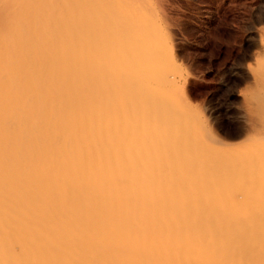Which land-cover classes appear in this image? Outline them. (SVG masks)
<instances>
[{"label":"bare ground","instance_id":"obj_1","mask_svg":"<svg viewBox=\"0 0 264 264\" xmlns=\"http://www.w3.org/2000/svg\"><path fill=\"white\" fill-rule=\"evenodd\" d=\"M10 1L9 0H7V1L6 0L5 1L4 0H0V264H185L184 262H186L187 264H196L198 261L200 263V260H197V259L199 257L201 259L202 254H201V251H200V254L201 255H199V247H198L197 244L200 241L198 242V240H201V241L203 240L201 242L203 244L201 246L202 251L208 249V248H205L204 249V247H205L204 244L206 243V241L209 242V240H207V239L204 242V239H203L204 237L203 236H205V234L207 235V232H206L207 229L205 230V227H203L204 225H201L200 224L202 222V219L204 220V218H201L202 212L204 211V213H205L206 210H208V207H209L208 203H206L205 201H202V205H201V203L198 201L200 203V206H202V210H203L201 212V215H200V211L199 210H198L199 212H197V217L199 215V217L201 218L200 219L198 217L200 219L199 220V224L196 223L197 222L196 220H198V219H196L197 218L196 216L193 217V218H191V219H187V217H186L187 221L185 219L183 220V217H181V216H174V214H171V216L169 217L168 216V213L169 212H167L168 209H170V207H169L170 205L169 204H168V206H166V207H168L167 211L166 212L163 211V213L161 215H158L157 213H159V212L156 213V210H159V207H161L162 205L164 207L165 206L164 204H162L161 206L159 204H157V205H159V207H158V209L155 208V210H154L155 213L157 214V216L155 215V213H152L154 215H149V214L145 215L144 212H143V215H145V216H141V212H139L140 209H141V207L139 208L138 203H137L138 207L137 208H134V206H137L136 203H135V205H133L134 202H135V199L136 198L138 199L136 202H138L139 199H145L146 197L148 198L149 196H151L150 197V199H151L153 194L158 193V191H157L158 189L155 190L156 189L155 187H158L159 185H156V186L154 185V189H153V186L150 185V183L148 184V182H150V181H148L150 175L147 174L148 172L146 170H144L146 172V174H147V177L146 178H148L147 179L148 182L145 180L147 182V184H146V182L143 181V178L141 179V181L143 182V184L145 183V185L140 186V187H142L140 191L139 190L138 191L136 190L138 193L135 191L134 186H132V183H131V185L127 186L128 184H130V183H127L128 181H126V184L127 185L126 186L125 185L123 186L121 184L122 183L121 182V180H122L121 178L123 177V180L124 179L128 180L127 179V176L129 175L128 177L130 178V172L134 168L133 165L134 166H138L139 165L138 164L139 162H136V164H133L134 162H132V163L129 162L128 165L127 164L126 165L127 166H131L130 169L131 168L132 169L131 170L128 169L129 171H127V172H124V171H123V173L120 172L123 169L122 170L120 168L117 169V167H116L117 166V162L119 160V158L117 159V157H116L117 154H115L116 152L119 154V151L117 150L118 149L117 148L118 146L116 145L117 144L116 141H118V139H115L117 137L114 136V139L113 140H110V142L111 141H114L116 143L115 144L113 142L114 146H116V147H112L111 146V145H113L112 143L110 144V142L104 141V140H106L108 138V135L106 137V133L109 134L110 132H108V131H110V129H112L113 127L114 128L116 127V124L114 123V120H116V119L113 118L114 120H112L111 119L112 117H107L109 115L106 116V118H107L106 121L108 120L107 122H110V124H112V123L113 124L110 125L111 127H108L107 126V131H105L106 130V127H104V125L106 126V124H104V122H103L104 118H101V119H103L102 120L103 123L101 122V120H100V123H102L103 127L105 128V130H103V127H99L97 125L99 123V121H98L99 119L95 116L96 115V113H94V112H96L95 110L91 114L93 116V113H94V116L96 117V119H98L97 120L98 123L96 122L95 117L89 116V114H88V113H90L87 110V107L89 106L88 105V102L91 101V100H89V93L92 92V94L90 96L93 99H94V97L97 96L96 93L98 94V97H99V94L100 93H98V90L100 91V89L98 88V86L100 85V83H102V85H103L104 82H106L108 84V82L106 81L107 78L109 79V76L114 75V73L112 74L110 72L111 70L108 72V74L105 72V74H107L109 76L106 78L105 81L100 82V80H99L100 77H101L100 75L103 74V73H101V71H104L105 70L104 67H103L104 64L106 63L105 67H108L107 65L108 64H111L112 63L111 61L117 62L116 61L117 60L116 58L110 57L111 54H113L114 56L118 55L117 53H118L119 49H117L116 47H119V48L122 49L123 46H124V48L125 47L128 48L126 46V44H128V46H129L130 45L129 43L132 42L131 39L132 38L134 39V37H132V35L130 34L131 35V38L130 37L129 38H130L131 41L128 39L129 42L128 43H125V41L123 40L124 41V45L122 44L123 46L122 45L121 46H118L119 44L117 45L116 44L117 42L114 43V40L115 41L117 40V39H115L116 38V36H115L116 34L115 33L114 34L111 33V32H113V30H111V28L109 26L110 35L108 34V31H106V32L108 34V37H111L112 34H113L114 37L112 36L111 38H114V40L113 41L111 40L110 43L107 42L108 44L107 43L106 44H107V47H108L109 44L111 45L112 42H113V46H115V48H113L112 45H111L112 48L111 47H108L111 50H109L107 48V50L103 51L104 50V47H106V44L104 45V43L106 42V40H103V38H105L106 35L104 36V30L102 29L103 26L102 25L99 26L101 24V20L100 19H103L105 17L104 15H103L104 17H102V14L103 13H101V17L102 18L99 17V13L104 9V7L102 6V5H104L102 3L104 1H102V0H100L102 4L100 3L99 0H95V1H97L95 3H97L98 7L99 6H102V10H100V12L95 11V14H91V16H90V13L92 12V10H94V9L96 10L97 9V8H95V5H93V3H92L93 1L91 2V0H90V3L92 5L90 4V6H92L94 8L92 10H89V11H91L90 13H89V11H88V13L85 11V9H87V8H85L86 7V4L89 2V0L88 1L86 0L87 3H85V4H84L85 0H48L47 1L48 4L45 5V3L44 4L42 3L43 10H44L43 12L44 13H43V16L42 17L40 16V18H39V15L36 12H34V9L32 11L34 13H36L37 15H35L31 11L30 12V14H31L30 16L31 17L29 16L30 18H27L28 16L25 15L26 13H24V11H23L24 9H22L20 6L19 7H17V6L15 7L14 4L13 5L11 4L12 1L11 2ZM30 1L33 2V0H30ZM107 1L105 0V6L107 5V3H106ZM116 1H117V3L115 2V4H116L117 9H118L119 19L122 20L121 21L122 23L126 19H129L130 18V16H129L130 15L129 14L130 12H133V11L138 10V9L140 10V8L142 7L141 6V2H140L141 0H116ZM144 1H142V2H144ZM152 1L151 2L154 4V2L156 0L155 1L152 0ZM32 2H29V4L31 3L33 5H36L35 3H32ZM34 2H36V1H34ZM39 2H40L39 5L41 6V1L39 0ZM145 2H147V0ZM149 2H150V0H148V3ZM151 2L149 4H147V3H145V4L149 6L150 4H152ZM23 3H24V1H23ZM36 3H38V1ZM155 3L156 4L157 3L160 4L159 3V0H158V2L156 1ZM83 4L85 5L84 8H83V6H84ZM109 4H111V3H109ZM161 4H163V3H161ZM39 5H37V6H39ZM44 5H45V7H44ZM87 5H89V3ZM114 6L115 5H113V7ZM35 7L36 6H34V8ZM91 8H88V9H91ZM112 8H109V9H112ZM145 8L148 9L147 6H145ZM149 8H151V7H149ZM154 8H155L154 10L156 11L157 9H156L155 4H154ZM27 9L29 10V7L26 8L25 11H27ZM35 9L37 10V7ZM40 9H38L39 12L41 11ZM105 11H107V10L104 9L103 12H105ZM115 11H117V10H115ZM137 12H141V11H137ZM137 12H135V13H137ZM93 13H94V11H93ZM149 13H150V11H149ZM152 14H151V16H152ZM92 15H95V17L96 16L99 17V20H100V21L98 20L100 22V24L98 22L97 25H98V27L101 28L99 30H101L100 32H101V34H103V36H101V34H100V38L102 37V40L103 41L99 38L98 40H101L100 44L98 43L99 45L97 44L96 40H94V39H97L98 37H96V38L94 37V39L92 38L90 40V38H91L90 35H92V33L89 30H91L93 32V36H97V35H95V33L98 32V31L95 32L96 30L94 28L95 27L94 26V23L96 22V20H95V22L92 21V18H94V16L92 17ZM106 15H108V14H106ZM118 15H115V16H118ZM144 15H142V16H144ZM148 15L150 16V14H148ZM148 15H145V16H148ZM153 17H154V15H153ZM140 18H141V16H140ZM140 18L134 19V21H133L134 22L133 23L134 26H137L139 23H141ZM149 18L152 19V17H149ZM89 19H91V20H89ZM106 19L108 20L109 18L107 17ZM158 19H159V17H158ZM154 20H155V18H154ZM113 21L111 20V22H113ZM149 21H151V20H149ZM87 22H88V24L90 23L91 25H88ZM108 22L106 24H104V26H105L104 29L105 30L108 29V26H107ZM117 23H118V21H117ZM153 23H155V22H153ZM86 24L88 25V28H91L89 30L87 28L88 31L86 30ZM127 24H129V23H127ZM145 24H146V22H145ZM118 26H120V25H117V28H118ZM130 26L131 25H129L128 27H130ZM147 26H149V25H147ZM146 27H145V29H146ZM154 28H156V27H154ZM24 29H27L26 31H28L29 33L28 32L24 33L23 32ZM92 29L95 30V31H93ZM137 29H139V28H137ZM147 29H148V27H147ZM148 31H150V30H148ZM161 31H162V29H161ZM22 32L24 34H26V35L28 34V36L24 35V36H26L25 39L23 38ZM86 32L87 33L90 32L89 35H87ZM121 34L124 35V38L123 39H125L126 33H123L122 32ZM162 34H161L162 35L161 37L166 36V35H164L163 32H162ZM140 37H141V35H140ZM119 38L121 39L120 36L118 37V39ZM126 38H128V37H126ZM163 38L165 39V37H163ZM163 38L161 40L162 42L163 41H165L164 43H167V42L169 43L170 42L167 39H166L167 40V42H166V40H163ZM158 39L160 40V38H158ZM88 40H90L91 43ZM92 40H94V41H92ZM135 41H133V43ZM141 41L142 40H140V42ZM102 44H103V47L101 48L100 45H102ZM142 44L145 45V43H142ZM134 45H135L136 48L139 47L138 44H136V43H134ZM169 45H170V47H169ZM169 45H166L165 46L164 44L163 45L161 44V46H163V48L165 47V49H167V46L169 48H171V44L170 43H169ZM146 46L147 45H145V48H146ZM132 47H133V44L131 45V48L129 47V49H128L129 52H130V55L126 51L127 49L126 50L124 49L125 50L124 51L125 54H124V52H122L121 49H120L121 52L119 51V58H120L119 62H121V59H122V62H121L122 65L124 64V66H125V63L128 64L127 65L128 68H126L127 66H125L126 71H124V72H127V69H128V72L130 74L133 73L132 69H130L131 67L129 66L131 64L129 62L127 63L126 60L123 62V59H124V57L128 58L127 57V54L129 56L128 59H130V57L132 55H134L135 53H137V52H135V53L132 52L131 53V51H133V50L134 51H138V54H140L139 50H135ZM141 47H142V45H141ZM141 49H142V51H145L143 49V47ZM159 49H161V48H159ZM113 50H115L114 52L116 53V55H115L114 52L111 53V51H113ZM146 50L148 52V48ZM152 50L153 49H151L150 52ZM162 50H164V49H162ZM171 50H173V49H171ZM157 51H158V54L159 55L157 54ZM165 52L166 51L162 52V51L156 50V54H155V51H154V54H152V55H156V57H158V58H159V56H161V58H162L163 56H167L168 55ZM121 53H123V55ZM151 53H150V55H151ZM171 53H173V52L171 51ZM120 55H122V56L126 55V56H124L123 58H121L122 56L120 57ZM135 55H137V54H135ZM172 55L173 54H171L170 56H172ZM143 56L144 55L141 54V56H139V57L137 56V57L140 58L139 60H142V62H143ZM107 57L109 59H111V61H109L110 63H108ZM116 57H118V56H116ZM141 57H142V59H141ZM144 58H145V56H144ZM161 58H159L158 60H161L162 61ZM104 59H105L106 62H103ZM153 59H154V57H153ZM134 60L135 59H133V61ZM139 60L137 59V62ZM148 61L146 62V64L144 63L143 66H146V65L147 66H152L153 65L152 64L153 62L150 59H148ZM150 61L152 62L151 63L152 65L150 64ZM161 61H160V64H162V62L164 60L162 62ZM137 62L136 63L133 62V64L131 66H135L136 67L135 64H138ZM147 63H149V64H147ZM140 64H138V66H140V67L138 68V66H137V68H136L137 71H139L140 68H141V66H142ZM175 65L176 64H174V66ZM101 66L103 67V70L101 69ZM117 66H119V65H116V67L114 66L115 68L113 67V69H114V70L112 69L113 72L114 71H118L119 72L118 69H120V68L117 67ZM124 66L121 67L119 74H121L122 73V70H124L123 69ZM165 66H163V67H165ZM152 67L154 68L155 66H152ZM152 67H150V68L143 67V69L141 70V74H142L143 70L145 71L147 69H149V70L151 69V71H153L154 69ZM155 68H156V70H158V67H155ZM162 68H159V70L162 71ZM115 69H117V70H115ZM129 70H131L132 72L129 71ZM156 70L153 71L154 74H156L155 73ZM165 70L170 71L168 67ZM151 71H149V73ZM147 72H145V73H147ZM153 72L150 73L152 76H153ZM162 72L164 73V70ZM166 73H168V72H166ZM166 73H165V75H166ZM171 73H173V72H171ZM171 73L170 74H167V75H170V77H171V75H172ZM105 74L103 76H105ZM125 74L126 73H124V75L121 74L122 75V78L125 76ZM157 74H159V73L157 72ZM116 75H114V77ZM135 75L136 74L133 73L131 76L135 77ZM146 75H145V77H147V81L150 80L149 82H151L152 79L156 80V77L155 76L152 77L150 75V77H149V75H147V76ZM163 75H162V77H163ZM167 75L165 77H163V83L166 80ZM174 75L176 77V74H173V76ZM141 76L139 75L138 77L141 78ZM118 77H116L117 80H118ZM138 77H136V78H138ZM145 77H143V79ZM148 77H149V79H148ZM158 77L159 76H157V80H158ZM170 77L168 76L169 79H170ZM126 78H123V79L127 80ZM128 78H130V77H128ZM150 78H152V79H150ZM172 78L173 79H171V81L172 80H175V82L177 81L176 79H174V77H172ZM101 79L104 80V77H101ZM143 79H141V81L138 80V82L139 81L142 82ZM111 80H113V79H111ZM145 81H143V82L145 83ZM112 82H114V81H112ZM112 82H109V83H112ZM152 82H154V81L152 80ZM259 82H260V85H261V90H260L261 92L259 93V90H258V92L255 95H258V94L260 95L259 96L260 97L259 98L260 100H259V102L257 104V108H256L258 110V112H257V116L258 117L256 116L257 117L256 120H257L258 125H260V127H259L260 128V131L259 132L261 134L259 132L256 133V131H258L259 129L258 130H255L257 128H254L253 127V124L254 123H252V128H253L254 136L257 137L258 136V133H259L260 136H262V140H263V136H264V120H263L264 119V70H262V72L260 73V81ZM21 83H23V85H26L27 87H29L28 89L31 88L30 90H32V92H35L34 95L32 96L33 97L32 100L30 101L32 103L30 105L28 104L26 106L25 105H23V106H16L15 105V102L13 101L14 102V105L16 107H14L13 105L11 107L9 105V104H11V102L10 103L8 102L9 104L8 105H5V103H7V101H9V100H7L6 96L3 97V94H5V95L8 94V91L6 92L7 94L5 93V91L7 89H9L13 85L17 86L19 84L21 86ZM114 83L116 84V82H114ZM166 83H168V81H166ZM172 83L170 82L169 85H172ZM174 83H173L172 87L175 86ZM129 84H131V83L129 82ZM136 84L137 83H134V85H136ZM146 84H148V82ZM152 84H154V83H151L150 85H152ZM164 84H162L161 86L163 87ZM108 85H110V87L112 86L111 84H108ZM124 85H126V84H124ZM124 85H122V86H124ZM176 86H177V83H176ZM21 87H24V86H21ZM99 87L100 88H102V87L105 88V92L104 91L101 92L102 94L105 95V93H106V87H105V85H103L102 87L100 85ZM112 87L110 88L111 91L115 89L114 87L112 89ZM127 87H128V85L126 86V88L124 87L125 89H127V91L125 92L124 100L126 98V104L130 103V104H128V107H129L128 109H131V110L133 109L135 111V108H131L132 107L131 106L132 102H129V101L133 98V96H135V95H133V91H134V94H135V91H137V90H135V89L133 90L131 87L130 88H127ZM160 87H158V91H159V88ZM177 87H179V86H177ZM12 88H15V87L13 86ZM97 88H98V90H97ZM104 88H102L101 90H104ZM141 88H142V85H141ZM156 88H155V90H156ZM163 88L165 89V87H163ZM168 88H169V86H168ZM183 88H185V87H183ZM138 89L140 90V87ZM143 89L145 90V87ZM15 90H17V89H15ZM121 90H122V88H121ZM148 90L149 89H147V91ZM173 90H174V87H173L172 91ZM107 91H109V90H107ZM114 91H112V92H114ZM158 91H157V93H160L162 91V89H161L160 92H158ZM170 91L171 90L169 89V92ZM175 91H177V90L175 89ZM182 91L185 92V89L182 90ZM14 92H15L14 94L18 93L16 91H14ZM27 92H29V91H27ZM165 92H166V90H165ZM184 92L181 95L186 96L184 94ZM119 93H120V91H119ZM141 93H140L141 95L144 94L143 92H141ZM171 93L173 94V92H171ZM171 93H170V96L174 97L173 95H171ZM29 94L27 95L28 97H29ZM22 95L26 96L23 93H22ZM141 95H140V97L142 99L143 96H145V95H143V96H141ZM18 96L21 97L20 95H18ZM137 96H138V94L136 95V97ZM136 97H134V98H136ZM167 97H169V96H167ZM102 98L104 99V102L103 103L106 105V103L109 102V101H105V100H108L107 99L108 96L107 97H104L103 96ZM145 98H146V96H145ZM152 98H153V96L151 98L150 97L148 98L150 101L147 99L148 102H150L149 103V107L150 108L152 107V109L149 110L151 112V115L148 114L149 117H150V120L149 121L151 123L153 121L151 118H153V115L155 114V113L154 114L152 113L154 111L153 110V105L151 104L154 101ZM186 98H188V97H186ZM96 99H98V98H96ZM96 99H95V101H96ZM138 99H139V97H137V99H136L137 101L136 102H137V104L139 103L141 105V103H140V100L141 99L140 100H138ZM151 99L153 101H151ZM158 99H160L159 101L162 102L161 96ZM114 100L116 101L118 99H114ZM165 100H166V98H165ZM185 100L188 101L189 99H185ZM10 101H12V100H10ZM120 101H121V98H120ZM127 101H128V103H127ZM167 101H169V100H167ZM99 102L101 103L102 101H98V103ZM179 102H180V100H179ZM252 102H253V99L251 101V104H252ZM89 103H92V102H89ZM95 103H97V101ZM109 103H112V102H109ZM142 103H143V101H142ZM18 104H19V102H18ZM92 104H93L94 108H97L100 111V109L98 107H96L97 105H95L94 103H92ZM104 104L102 106H104ZM126 104H123L124 107H125ZM139 104H138V106H140ZM160 104H162V103H160ZM111 105H113V107H114V104H111ZM121 105L119 104V108H120V109L118 108L119 111H121V107H122ZM168 106H169V104H168ZM91 107H92V105H91ZM105 107L107 108V105ZM113 107H111V106L109 107V109L110 108L112 109V112H113ZM117 107H118V105H117ZM169 107H172L173 108V106H169ZM94 108H92V109H94ZM103 109L104 108H102V110ZM162 109L163 108H161V110ZM251 109L252 108H250V110ZM123 110L125 111V109H123ZM252 110H254V109H252ZM134 111L133 112H130L132 117L135 116L134 115L135 114ZM189 111L191 112V110H189ZM112 112H110L111 113V116H113V114L115 115V113L113 112V114H112ZM120 113H121V115L118 114V116H119L118 118H120V116H123L124 115L123 111H121ZM130 113H129V116H130ZM138 113L139 114L137 116H139L140 114H142L144 112L143 111L142 112L139 111ZM157 113L158 112H156V114ZM171 113L172 112H170V114ZM97 114L99 115L98 111H97ZM103 114L105 115L104 110H103ZM107 114H108V112H107ZM125 115H127V114H125ZM182 115H183V113H182ZM140 116L142 117L144 115H140ZM161 116H163V115L161 114ZM179 116H181V115H179ZM183 116L185 117V115H183ZM188 116L189 117H188V121L187 122L190 121L189 118H191V120H195L194 118H192L193 116H191V117H190V115H188ZM114 117H116V116H114ZM141 117H139L140 118V120H139L140 123L142 121V118L144 119V117H146V116H144L142 118ZM149 117L147 116V118H149ZM175 117H173V118H175ZM261 117H263V119ZM109 118H110L111 121H109ZM126 118H127V116H126ZM139 118L136 117V119H139ZM162 118H161V122H162ZM121 119H123V118L121 117L120 120ZM123 120H122V123H124L126 121V120L125 121H123ZM127 120L129 121V118ZM130 120H131V118H130ZM106 121H105V123H106ZM128 121H126L125 123L127 124ZM149 121H148V123H149ZM173 121H175V119H173ZM178 121H179V119H178ZM136 122H134V123H136ZM202 122H203V119H202ZM120 123H119V125H120ZM183 123L186 124V122H183ZM190 123H191V121L189 122V125H190ZM192 123H193L192 125H194V122H192ZM130 124H132V123H130ZM174 124H175L174 122H173V124H171V128H173V130L175 129L174 128ZM176 124H177V122H176ZM200 124H201V122H199L198 126ZM255 124H256V121H255ZM133 125L134 124H132V126ZM144 125H146V124H144ZM206 125H208V124H206ZM121 126H123V124H121L120 127H119L120 128L119 132L122 133V134H119V135H124V133L122 131L126 130V128H128V130L126 132H129L130 131L129 129L131 128L130 127L131 125H129L128 127L126 126V128H124V129H123V127L121 128ZM139 126H141V125L137 124V128H141ZM146 126H148V125H146ZM161 126H162V124H161ZM190 127H191V125H190ZM144 128H149L150 129L151 126L150 127L149 126L148 127H142V130ZM153 128L154 127L152 126V129H150L149 131L153 130ZM184 128H181L180 127V130L178 132L176 131L177 129L174 130V131L172 130L170 132L171 137H170V140L169 141H172L171 140L172 135H176L174 133H176V132L179 133L180 132V134H181L182 133L181 131H183ZM201 128L202 127L198 128L199 132H200V129ZM99 129H102V130H100V132H101L102 135L105 136V137L104 136L103 137L106 138V139L101 138ZM132 129L133 128H131V130ZM204 129H205V125H204ZM142 130L138 133V135L140 134L139 136H141V133H143ZM161 130H162V128H161ZM163 130L160 133L162 135H164V137H165L166 135L164 133H162ZM207 130H209V133H210V129H207ZM102 131H103V133H102ZM116 131H118V130H116ZM147 131H148V129H147ZM158 131H159V129H158ZM187 131H188V129H187ZM194 131H196V130L194 129ZM104 132H106V133L104 134ZM151 132L154 133V131H151ZM172 132H173V134H171ZM199 132H197L198 133L197 135H199V137L201 135V138H199L200 140L201 139H204V138L207 139L208 136L205 137L206 134L203 137L202 136L203 134H201V133L199 134ZM249 132H252V131H249ZM130 133H131V131H130ZM255 133H256V135H255ZM112 134H114V131H112ZM125 134L128 135L129 133H125ZM142 135L143 136H141V139L144 138V134H142ZM154 135H155V133H154ZM182 135L185 136L184 134H182ZM182 135H181V137H183ZM187 135L188 134H186V136ZM207 135H208V131H207ZM128 136L131 137L132 135L129 134ZM177 136H178V134H177ZM189 136H191V134ZM260 136H259V138H260ZM150 137H151V135H150ZM181 137L179 138V140L182 139ZM192 137H196V136H192ZM211 137L214 138V136H211ZM109 138H111V137H109ZM109 138H108V140H109ZM137 138H139V137H137ZM174 138H176V137L174 136ZM174 138H173V140H174ZM188 138L190 139V141L189 142L186 141V142H188V145H186V142H185V145L184 146L185 147L186 146H189L190 147L192 145L191 148H189V150H191V149L193 150L194 147H195L193 144H195V141L196 140H193L194 142H191L192 141L191 138L190 137H188ZM253 138L254 137H252V139ZM199 139L197 138L198 141H196L197 143L195 144L197 146L202 144L201 141H200L201 144H199ZM205 139L203 140L204 142H205ZM256 139H258V138H256ZM126 141L128 143L127 145H129L130 144L129 139L128 140H125V141H122L123 142L122 144H124V145H122V144H119V145L120 146L122 145L123 148L124 147L126 148L127 145H125L126 143H124ZM158 141H160V139H158ZM210 141H212V138H211ZM258 142L256 140V144H257V146L259 148ZM261 142L263 143V147H264V141H261ZM143 143H146L147 144V141L145 140V142H142V144ZM149 143L150 142H148V145H149ZM167 143H169V142H167ZM190 143H191V145H190ZM213 143H214V141L212 142V145H209V146L212 147L213 145L216 144L217 147H218V144L216 142H215V144H213ZM224 143H226V142H224ZM252 143H254L253 140H252ZM138 144L139 143H137V145ZM146 144H144V146H146ZM158 144H162V142L160 141ZM158 144H157V146H158ZM179 144H180V142H179ZM206 144H211V142L208 143V140H207V143ZM206 144L205 145L202 144L201 148L204 149L203 146L206 147ZM222 144H223V141H222ZM232 144H229V146L230 145L232 146ZM249 144H248V146H249ZM133 145H132V147L133 148H136ZM137 145H135V146H137ZM151 145L152 144L149 145L150 149H152L154 147L153 145L152 146ZM170 145L172 147L173 144H170ZM246 145H247V142H246ZM253 145H255V144H253ZM120 146H119V148H120V155L121 154L123 155V157H121L123 160L120 159L122 161V163H121V161H120V163L123 166V161L126 158L125 156H127V154H124V153L127 152L126 149L128 147L126 149H122V147H120ZM166 146L169 147L168 145H166ZM184 146H182L180 144V147L181 148H179V149H182V147L184 148ZM222 146H224V145H222ZM227 146H224V147L226 148ZM248 146H245V147H248ZM261 146H260V148H261ZM129 147H131V145ZM138 147L139 148H142L143 146L141 147L140 145H138ZM160 147H163V146H160ZM176 147H178V146H176ZM198 147H200V146H198ZM211 147H209V149ZM215 147L213 146V148H215ZM263 147L261 148V150L264 151ZM110 148H111V150L112 149L114 150L115 148H117L114 151L112 150L113 152L110 151V153H113L114 154L113 157H116V159H117L116 160L117 161L116 162V166L113 163V160L114 159H113L112 155L110 157V155L108 153V151L110 150ZM133 148L131 150L134 152V149ZM146 148H148V147H146ZM172 148L169 147V149H168V150H170V154H171V152L174 153V151L172 150ZM222 148H220V146H219V149H221L220 152L217 151L218 148H216V151H215V149H212V148L210 149V151L211 150L213 152L215 151L214 154L217 153L215 155H216V157H218V159L215 157V155L213 153H212V155H214V156H212L210 151H207V154H205L206 153V151H205L206 149H204L205 152L203 151V154L197 155L198 156V157L196 156L197 158L195 156H193L194 157L193 159H197L196 161H199V162H195V161L192 160L193 162H195L193 164H189V163H191V159H190V161L188 160L189 161L188 162L185 159V157H187V159H189L190 157L188 158V156H184L183 155L184 151L183 150H180V151H183V153L179 151L180 153H178V155H181L182 159L184 160L182 162H186V164L185 163H181V164H183V166H181L180 169L181 168H183V170L184 169H188L189 172H194V170H196L195 171L196 174L193 175V176L195 177V179L197 177L196 180L198 181V179H199L198 178V175L199 174H197V171L200 173L201 171H203L205 169L204 171H206L205 173H207V169H209L208 165H210V167H212V164H210V163H216L215 161H217L218 163L213 164L214 167L211 169L212 172L210 174H212V173L217 174L219 172V174L217 175V177L221 180V177L222 176H219V175H222L223 174L221 168L222 169L224 168L223 169L224 171H226V170L230 171L231 170L230 171L231 177L227 173L228 174L227 176H229L231 179L228 178L227 180L228 181L231 180L229 183H232V182L235 183V181H236V184L237 183L240 184V181L237 182V180H238L237 178H239V176H238V173H236V172L238 170H235L234 172H232V169L234 170V169H237L239 167H242V166H239V164L241 163V161H243V160H241V158H243L242 155H244V157H246V156L249 155L250 152H252L254 154H259L258 155L259 157L258 156L255 157L258 160L257 165H253L252 164V166H251L250 169H252L254 171L257 170V174H259V175H260V173H261L260 171H262V169L258 171V168L261 167V168L264 169V167H263L264 166V162H263L264 161V159H263L264 158V155L263 154H262L263 155V158H261L259 152L258 153L257 152L255 153V151H252V149H251L250 152H247L248 149L246 148L247 151L246 150H244V151L241 150L243 154L242 155L239 154L240 156H242L240 158L241 161L238 159L240 156L239 157H236L239 160V162H240L239 163V162L236 161V158L234 157L235 155H233V157H231V158L227 157V155L230 154L231 152H229V153L225 152V153H227V154H225L226 158L223 157L224 156V152L222 151ZM255 148H256V145H255ZM121 149H122V151H121ZM176 149H175V152L178 151ZM196 149H198V148H196ZM243 149H245V148H243ZM152 150L154 151V148ZM160 150H161V152L164 151V150L162 151V149H160ZM235 150H236V148H235ZM238 150H236V151H238ZM104 151L107 152V153H105ZM196 151H199V149L196 150ZM200 151H201V149H200ZM224 151H226V150H224ZM241 151H240V153H241ZM138 152H139V150H138ZM138 152H137L136 155H139ZM142 152H145V151H142ZM155 152L156 151H154V153ZM166 152H168V151L166 150ZM189 152L190 153L193 152V154H194V151H189ZM218 152L220 154H218ZM131 153H128V154L130 155ZM156 153H158V151ZM209 153H210V155H209ZM244 153L245 154L247 153L246 156H245ZM106 154L108 155V157H106ZM142 154L140 156H142ZM170 154H168V156H170ZM186 154H188V153H186ZM193 154H191V155H193ZM132 155H134V154L132 153ZM145 155L146 154L144 153V159H147V158H145ZM155 155H157V154H154V155L151 154V156H155ZM165 155H167V154L163 152L164 158H163V156H161V158H163L164 160H165ZM171 155H173V154H171ZM202 155L203 156H206L205 159H207L208 157L212 156V158L210 157V162L208 161L209 160V158H208V160H207V162H209L208 164L205 163L206 160L204 161V163L206 165L202 163V158H203ZM221 155H222V157H221ZM231 155H232V153H231ZM104 156L106 158H109L110 157L111 160H109V161H112L111 162L112 163L111 165L109 164L110 162L108 160H106ZM149 156H150V153H149ZM183 156H184V158H183ZM199 156L202 157L200 160H199ZM236 156H238V154H236ZM170 157H171V159H173V157H177V156L174 155V156H170ZM178 157H177V159H178ZM219 157L220 158H223V159H220ZM127 158H126V161H127ZM140 158H141L140 161H142V157H140ZM227 158H229V159H227ZM232 158H235V160L233 159L231 161L230 159H232ZM246 158H249V161L251 159V157H246ZM135 159H136V157L134 158V161L137 160V159L136 160ZM139 159H138V161H139ZM144 159H143V161H145ZM153 159H155V158L153 157ZM156 159H157V157H156ZM225 159H227V160L225 161ZM129 160H131V159L128 158V161ZM151 160H148V162L145 161L146 163L145 162H143V163H145V165H147V164H149V161H151ZM220 160H221V163H223L225 161L224 164H222V166L220 165L221 164L219 162ZM260 160H261V162H260ZM152 161H154V160H152ZM200 161H201V163H200ZM228 161L233 162L234 165L232 166L233 163H230ZM234 161L237 162V165H236V162H234ZM156 162L157 161H155V163ZM169 162L170 163L172 162V164L175 163L174 164L175 166L178 165V164H180V163H177L179 161H177L174 158L173 161H169L168 160L165 163H162V166L163 165H166V166H163V167H165V168L168 167L167 166L168 164H166V163H169ZM244 162L245 161H243L242 164ZM250 162H248V160H247L245 166L247 165V163H250ZM253 162H256V161L253 160ZM143 163H142V166L145 169V165H143ZM258 163H260V164H258ZM261 163H263V164H261ZM124 164H125V161H124ZM156 164H158V163H156ZM156 164H153V162H152V165H153L152 167H154V165H155V168H156L157 167ZM218 164H219V166H218ZM250 164H248V166H250ZM215 165H216V167L217 166L219 167V170L217 168V171H214V170H216ZM259 165H261V166H259ZM142 166H140L141 169H142ZM150 166H151V164H150ZM205 166H206V168H205ZM245 166L243 165V167H245ZM248 166L245 167V168H242V169L245 170L244 172L246 174H247L246 168H247V170H250ZM140 167H136V168L138 169ZM171 167H174V166L172 165ZM189 167L192 168L193 170L191 171V169H189ZM194 167H196V168L198 167V169H194ZM199 167H201V168L203 167V169L201 170V169H199ZM175 168L176 167H174V170H175ZM167 169L168 168H166L165 170H167ZM176 169L177 170H175V171H176L177 175H180L179 174V172H180L179 169L178 168H176ZM157 170H158V168H157ZM157 170L156 169H153V171H156L155 173H159V171L157 172ZM188 170H187V172H188ZM199 170H201V171H199ZM139 171L141 172V170H139ZM165 172L168 173V170L165 171ZM189 172H188V174L186 173V175H188L187 176L188 179L190 178V176H189L190 173ZM221 172H222V174H220ZM131 173H133V172H131ZM167 173H166V175H168V177H169L170 174L169 173L167 174ZM232 173L233 174L235 173L237 175L234 174L235 176H233ZM245 173H243L244 174L243 175L244 176V178H243L244 181H245V179H247ZM252 173H254V172H252ZM262 173H264V172H262ZM143 174L144 173H142V175ZM174 174H175V172H173L172 175H174ZM215 174H213V175L216 176ZM139 175H141V173ZM225 175L226 174H224V176ZM239 175H242V174H239ZM251 175H253V174H251ZM210 176H208V178H210L211 180L210 179L209 180L212 181V178ZM214 176H212V177L215 178ZM232 176L233 177L238 176V177L237 178H232ZM132 177H133V175L131 174V178ZM174 177H175V175H174ZM201 177H204L202 181H204V182H205V180H206V182L208 181L207 174H205V176H203V173H202V176ZM255 177H257V175H255ZM157 178H159V177H157ZM165 178H166V181H164ZM165 178L164 179L162 178V179H163L164 182H167V177H165ZM187 178H186V181L183 180V179H182V181L181 180H178V181H181V182L185 181L186 184H187V188L189 189L190 186L188 187V183L190 184L191 181L189 180L190 181L189 182L187 180ZM205 178H207V179H205ZM139 179H140V176H139ZM139 179H138V181H139ZM232 179H234L235 181L232 180ZM254 179L256 180V178H254ZM258 179H259V177H258ZM260 179H261V177H260ZM153 180H156V179H153ZM220 180L219 181L218 180H215V184L218 185L220 183ZM262 180H264V179H262ZM262 180H260L258 182H261ZM156 181L158 182V180H156ZM197 181L196 182L194 181V183H197ZM202 181L200 182L201 183L200 186H202V188H200L201 191L199 190V186H197V190H199V192H202V190H204V189H205V191H207V189L204 186H207L208 185L207 188H209L210 191H211L212 185L210 184V182L208 181L207 183H209V184H207L206 182L205 183L204 182L202 183ZM216 181H218L219 183L216 182ZM228 181H227V183H228ZM246 181H248L250 183L251 180L249 181V179H247ZM246 181H245V185L242 182L243 183L242 185L245 186V187H247V185L249 184V183H246ZM130 182H132V180ZM139 182L137 184L138 186L140 185ZM169 182H171V181H169ZM252 182H254V180ZM256 182H257V180H256ZM123 183H125V182H123ZM168 183H166V185ZM212 183H213V181H212ZM157 184H159V183H157ZM192 185H193V182H192ZM209 185L211 186V188L209 187ZM217 185H215V186L217 187ZM220 185H221V183H220ZM220 185H218V187ZM249 185H251V183ZM253 185L256 186L255 182L253 183ZM171 186H173V184ZM213 186H214V184H213ZM227 186H230V185H227L226 184V187ZM231 186L234 187L235 184L232 183ZM231 186H230V188H232ZM239 186H241V185H239ZM239 186H238V188H240ZM254 186H253V189L255 188ZM260 186L261 185H258V187H257L258 191H259ZM166 187L167 186H164V188H166ZM136 188L138 189V187H136ZM158 188H160V187H158ZM192 188H194V187H192ZM227 188H229V187H227ZM249 188H252V187H249ZM261 188L263 190L264 187L261 186ZM235 189L236 188H234V191H235ZM253 189H251V190L253 191ZM153 190L154 191H157V192L155 193ZM162 190H163V188H162ZM165 190H163L162 192L165 193ZM176 191H178V190H176ZM205 191H203V192H205ZM218 191H217V193H218ZM227 191L229 192V193H227V195H229L230 193L231 194L233 193V190L232 189H230V190L227 189ZM256 191L257 190L255 188V193H257ZM160 192H161V190H160ZM190 192H194V191L192 190ZM203 192H202V194H203ZM238 192H240V190ZM251 192H248V193H251ZM263 192H264V190H263ZM263 192H261V193H263ZM175 193H177V192H175ZM259 193H260V191H259ZM166 194H167V192L165 194H163L165 196L164 198H166V196H167ZM180 194L181 193H179V196L182 195V194L181 195ZM253 194L254 193H252V195ZM193 195L195 197V194H193ZM200 195H201V193H200ZM211 195H213V194H211ZM211 195H210V197H211ZM218 195H220V194H218ZM230 195H229V197L232 196V195L231 196ZM262 195H264V194H262ZM153 196H154V198H156L155 195H153ZM201 196H204V195H201ZM224 196L225 195L223 194V198H224ZM233 196H235V194ZM158 197H159V199L162 198V197H160V194H159ZM158 197L156 198V203H160L159 201L162 202L163 201L162 199L159 200V201H157ZM167 197L170 198V195L167 196ZM187 197H188V195H187ZM192 197H190V198H192ZM213 197H214V195H213ZM154 198L151 199V202H152V200H155ZM178 198L179 197H177V199ZM231 198H230V200H231ZM263 198H264V196H263ZM166 199H168V198H166ZM174 199H176V198H174ZM185 199H183V200H185ZM243 199H244V197H243ZM170 200H172V199L170 198ZM170 200L168 199L167 201H170ZM213 200H214V198H213ZM260 200L263 202L262 197H261ZM144 201H147V200H144ZM173 201H175V200H173ZM215 201H216V199H215ZM147 202H145V206H146V203ZM164 202H165V199H164ZM203 202H205L204 205H203ZM212 202H213L212 200H211V202L209 201V204H211ZM227 202H229V201H227ZM231 202H233V201H231ZM241 202H242V200H241ZM243 202H246V201L243 200ZM247 202H249V201H247ZM251 202H249L250 207H248L247 206L248 203L247 204L246 203L242 204V203H240L238 201L237 203H239L240 205L237 204V206L239 205L240 208L238 207L239 208L238 209L237 206H236V208L238 210H240L241 208L244 209L242 205H245L246 206L245 209L247 211V210H249L248 208H252L253 206H255L254 204L252 205ZM149 203L150 202H148V204ZM156 203H154V204H156ZM197 203H195V206H196ZM150 204H149V209H148V207L147 208H144V209H147L146 211L148 213H149L148 210H150ZM206 204L208 205V207L205 206ZM213 204L216 205L214 202H213ZM232 204H234V202ZM145 206H143V207H145ZM197 206H198V204H197ZM203 206L206 207L207 209L204 210ZM225 206H226V203H225V205L223 207H225ZM183 207L184 206L180 207V209L183 208ZM226 207H228V205ZM173 208L174 207H172V210H173ZM211 208H212V205H211ZM214 208H217V206L216 207L213 206L212 209H214ZM262 208H263V210H261V212L259 211L261 215L264 214L263 213V211H264V204H263V207L261 206V209ZM135 209H139V210L138 211L137 210L135 211ZM144 209H143V211H145ZM252 209H254V208H252ZM152 210H153V206H152ZM162 210H163V208H162ZM176 210L179 211L178 209H176ZM176 210H174V211H176ZM217 210L218 209H216L215 211H217ZM189 211H190V209H189ZM224 211H226V210L224 209ZM251 211H253V210H251ZM251 211L249 210L250 213H251ZM136 212H137V214H136ZM217 212H219V211H217ZM217 212H214V213H216L217 216H220V215H218ZM139 213H140V216L138 215ZM177 213H179V212H176L175 215H177ZM250 213L248 214V216L250 215ZM208 214H210V213H208ZM240 214H239V216L237 215L238 216V219H239V217L241 218V215ZM210 215H207V214L205 215V219H207L206 216L207 217L209 216V218L207 219L208 223L209 222L210 223L216 222L213 219L214 217H212V215H211V220H209L210 219ZM234 215H235V213H234ZM258 215H259V213H258ZM222 216H224V215H222ZM249 217H251V216H249ZM261 217L264 218V216H261ZM261 217L259 216V219H261ZM235 218H237V217H233L232 220H235ZM224 219L226 220L225 216L223 218H220V219L217 218L216 219V220H218L217 221L218 224L216 223L218 225V227H222V228L224 227L223 229L220 228V230L222 229L221 231H218L217 230L218 233L219 232L222 233L223 230L225 231V229H226V224L227 223L225 222ZM238 219H236V221H238ZM241 219H243L242 220V223H241ZM241 219H239L240 222L238 221L239 222L238 225L240 227H242V226L244 227L245 222H247V221L250 222V219L251 218L250 219H247V221H246V218H241ZM244 219H245V222H243ZM219 220L220 221L222 220V222L219 223ZM252 220H254V219H252ZM256 221H258V220H256ZM261 222L263 223L264 221H261ZM204 223L205 222H202V224H204ZM222 223H223V225L222 226H219V224L221 225ZM234 223H236V222H234ZM234 223H231L230 222V224L232 226L229 223L227 224V225H230V226L227 227L228 228L227 230L229 231V232L227 231V233H230L232 230L234 231L237 228L239 230L240 227L238 225H237L238 226L237 228L233 229L234 228L233 226L235 225ZM262 223H261V226L264 225V224L262 225ZM241 224H243V225H241ZM249 224H251V223H249ZM197 225H200L201 227H203V229H200V227H198ZM253 225H255V224H253ZM196 226H197V228H199V230H197ZM246 226L247 225H245V227ZM256 226L257 225H255V227ZM209 227H211V226H209ZM209 227L207 225V228H209ZM243 227H242V229L240 228L239 231L237 230L234 233L232 232L230 234V235H232L230 239H229L230 235L228 234V236H227L226 235V231L224 232V234L227 236V238L230 241L228 239L226 240V238H224L225 236H222L221 235L222 236V240H221L222 243H221V245H223L222 247H224V248H222L223 250L226 248L225 247L226 245L224 246L223 241L225 240L224 242L226 244H228V245H229L228 242H230V245L231 246L234 245L235 239L233 237L236 234L237 235L240 234V237H241V233H239L240 231H242V234L244 233L243 234L244 235V238H243V235H242L241 238L239 237V241L241 239L242 240L245 239V232H243V231H246L244 229H247L249 231V228H247L248 226L246 228L245 227L243 228ZM211 228H212V232H216L215 230L213 231V228H214L213 225H212ZM229 228L231 230H229ZM250 229H252V228H250ZM252 230L250 231L251 233H253ZM257 230L258 229L256 228V231ZM210 231H211V229H210ZM210 231H209V233H211ZM254 231H255V228H254ZM199 232H201V233L204 232V235L199 234ZM209 233H208V235H209ZM258 233H257V235L259 237L260 234H258ZM263 233H264V231L262 232L261 235H263V237H264V234ZM212 234L215 235V233H212ZM253 234H255V233H253ZM198 235H200V236H198ZM257 235H255L253 237H256ZM201 236H202V238H201ZM198 237H199V239H198ZM209 238H210V235H209ZM214 238H216V239H214ZM214 238H213V240H215V241L218 242V240H217L218 236L217 237L214 236ZM260 239H261V237H259V239H256V241L257 242L258 241H262V239L261 240ZM239 241L236 244L241 243ZM253 241H254V239H253ZM208 242L205 245H209ZM210 242H212V239H211ZM243 242H244V244L247 243V241L245 242V240H243ZM243 242L241 244H243ZM262 242L264 243V241H262ZM249 243H250V245H248V247L251 246V243L252 242L250 241ZM253 243H256V242H253ZM236 244H235V247L234 248H236V246H237ZM241 244H239V245H241ZM212 245L213 244L211 243V246ZM245 246L243 245V249L242 250L239 249V250H241L243 252V254H245V256H247L246 253H245L247 251L244 250ZM263 246H261V247H263ZM217 247H218V245H217ZM261 247L259 245L258 248H261ZM201 248H200V250H201ZM229 248H230V246H229ZM209 249H210V247H209ZM216 249H215V251H216ZM227 249H228V247H227ZM227 249L224 250V252L226 251V254L228 252ZM213 250H214V248L211 249V253H215V252H212ZM259 250H262V248L261 249H258L257 251L259 252ZM254 251H256V250H254ZM238 253L240 254L241 252L238 251V252L235 253V255L233 254V256L235 257V259H239L240 258L239 256L242 255V254L241 255H238ZM219 254H220V252H219ZM236 254H237V257H236ZM247 254H249V256H250V253L249 252H247ZM260 254H262V253H260ZM252 255H253V253H252ZM212 256L213 257H216V254L215 255L212 254ZM204 257H205V255H204ZM221 258L223 259V257H221ZM221 258L219 257V260ZM224 258H225V256H224ZM260 258H262V255L260 256ZM213 259H215V258H212V260ZM240 259H242V258H240ZM212 260H211V257H210L209 262H211ZM227 260L228 259H226V261ZM222 261H223V263L226 262L225 260H222ZM201 262H203V261L201 260ZM234 262H236V260H234L233 263ZM258 263H259V261H258ZM203 264H205V263H203ZM245 264H247V263H245Z\"/></svg>","mask_w":264,"mask_h":264},{"label":"rangeland","instance_id":"obj_2","mask_svg":"<svg viewBox=\"0 0 264 264\" xmlns=\"http://www.w3.org/2000/svg\"><path fill=\"white\" fill-rule=\"evenodd\" d=\"M5 1V0H4ZM7 1V0H6ZM10 1V0H9ZM12 1V5L14 4V6L16 7H21L22 9H24L23 11H24V13H26L25 15H27L26 17L27 18H30L31 16V14H30V12L34 9V12H36L38 15H39V18H40V16L42 17L43 16V6H42V3L44 4L45 3V5L46 4H48V0H40L41 1V6L39 5L40 4V2H39V0H33V2L32 1H28V0H11ZM10 1V2H11ZM23 1H24V3H23ZM34 1H38V3H36V2H34ZM46 1V2H45ZM88 1V0H87ZM87 1L85 0V2H84V4L85 3H87ZM93 1V2H92ZM100 1V0H99ZM98 1V2H99ZM102 1H104V2H102L104 5H102L103 7H104V9H106L107 11H105V12H103L104 11V9L102 10V6H99L98 7V5H97V3H95V2H97V1H95V0H91V2L93 3V5H95V8H97L96 10L94 9V10H92L94 7H92V6H90V0H89V5H87L86 4V7H85V5L83 6V8L85 7V8H87V9H85V11L88 13V11L89 10H92V12L91 11H89V13H90V16H91V14H95V11H97V12H100V10H102L100 13H99V17H101V13H103L102 14V17H108L109 19L107 20L105 17L103 18V19H100L101 20V24H100V20H99V17H95V15H92V17L94 16V18H92V21H94L95 22V20H96V22L94 23V28H95V30H93V31H95V32H97V33H95V35H97V36H93V32L91 31V30H89V29H91V28H88V25H91L90 23L88 24V22H87V24H86V30H87V28H88V30L92 33V35H90V40L93 38L94 39V37L96 38V37H98L97 39H94V40H96V42H97V44L99 43L100 44V42H101V40H102V37L100 38V34H101V30H99V29H101L100 27H98V22H99V26H103L102 27V29L104 30V36H105V38H103V40H106V42L104 43V45L108 42V43H110L111 42V40L113 41L114 40V38H111L112 36L114 37V33L116 34L115 36H116V38L115 39H117L116 41L114 40V43L115 42H117L116 44L118 45V46H121L122 44L124 45V41H125V43H128L129 42V40H130V38H131V35H132V37H134V39L132 38L131 40H132V42H130L129 44V46H128V44H126V46L128 47V48H124V46H123V48L121 49V48H119V47H116L117 49H119V51L121 52V50H122V52H124L126 49V51L128 52V54L130 55V52H129V47L131 48V45L133 44V49H135V50H139V52H140V54H138V51H131V53L132 52H137V53H135V54H137V55H132L131 57H130V59H128L129 58V56H128V54H127V57L128 58H126V57H124V56H126V55H124V56H122L123 55V53H121L122 55H120V57L121 58H123L124 57V59H123V62L126 60L127 61V63L129 62L131 65L133 64V62H137V59L139 60L140 58H138L139 56H141V54L142 55H144L145 56V58H144V56H143V62H142V60H139L137 63L138 64H140V65H142L141 66V68H140V70L139 71H137V66H138V64H135L136 65V67L135 66H131V65H129L131 68L130 69H132V71H133V73L134 74H136L135 75V77H133V76H131L132 74H130L129 72H128V69H127V72H124V71H126V69H125V66H127L128 64H126L125 63V66H124V64L122 65V59H121V62H119V60H120V58H119V51H118V55H116V53L114 52L115 50H113V51H111V53L112 52H114L115 53V55L116 56H118V57H116V56H114L113 54H111V56L110 57H112V58H116L117 60V62H115V61H111V59H109L108 57H107V61H108V63H110L109 61H111L112 63L111 64H108L107 66L108 67H105V65H106V63L104 64V71H101V73H103V74H101L100 76L101 77H104V80L103 79H101V77H100V82H102V81H105L106 80V78L109 76V75H107L108 74V72L110 71L112 74L114 73V75H116L115 77H114V75H112V76H109V79L107 78V82H108V84H111L115 89V91L114 90H112V91H114V92H112L111 90H110V88L112 87H110V85H108L106 82H104L103 83V85H105V87H106V93H105V95L104 94H102L101 92L102 91H104L105 92V88L104 87H102L103 85H102V83H100V85H101V87L102 88H104V90H101L102 88H100L99 86H98V88L100 89V91L98 90V88H97V90H98V93H100L99 94V97H98V94L96 93V97H94V99L93 98H91V94H92V92H90L89 93V100H91V101H89V102H92V103H94L95 105H97L96 107H98L99 109H100V111L97 109V108H94V106H93V104L92 103H89L88 102V107H87V110H88V112H90V113H88L89 114V116H92V112L95 110L96 112H94V113H96V117L99 119H96V117L94 116V113H93V116L92 117H95V119H96V122H97V120L99 121V123L97 124L99 127H103V125H102V123L104 122V124H106V126L104 125V127H106V130H105V128L103 127V130H105V131H107V126L108 127H111L110 125H112V124H110V122H107L106 121V116L107 115H109V116H107V117H112L111 119L112 120H114V119H116V120H114V123L116 124V127L114 128H112V129H110V131H108V132H110L109 134L108 133H106V132H104V134L106 133V137H107V135H108V138L109 137H111V138H109V140H108V138L106 139V138H104L105 136L104 135H102L101 134V132H100V130H102V129H99V132H100V136H101V138H103V139H106V140H104V141H106V142H110V140H113L114 139V136H116L117 138H115V139H118V141H116L117 142V144L114 142V141H111L110 142V144L112 143L113 144V142L118 146L117 148H115V149H117L118 151H119V154L116 152H114L115 154H117L116 155V157H117V159L119 158V160H118V162L116 161L117 159H116V157H113L114 156V154L113 153H110V151L111 152H113L112 150H111V148H110V150L108 151V153H109V155H110V157H111V155H112V157H113V159L115 160H113V163H114V165L116 166V162H117V169H123L122 171H120V172H122L123 173V171L124 172H127V171H129L128 169H130V167L131 166H127L128 165V163L130 162V163H132V162H134L133 164H136V162H139L137 165L138 166H134L133 165V169L131 170V172H133V173H131L130 172V178L127 176V179L128 180H126V179H124L123 180V177L121 178L122 180H121V184L124 186H126L127 184H126V181H128L127 183H130V184H128L127 186H129V185H131V183H132V186H134V189H135V191L137 190H141V188L142 187H140V186H142V185H145V183L143 184V182L141 181V179L143 178V181L144 182H146L147 181V179L148 178H146L147 177V174H149L150 176H149V179H148V181H150V182H148V184L150 183V185H152L153 186V189H154V185L156 186V185H159L158 187H160V188H158V187H155L156 189L155 190H157L158 191V193H156L157 191H154L156 194H153V195H155L156 196V198L159 196V194H160V197H162L161 199L163 200L162 202L161 201H159V200H161V199H159V197H158V199H157V201H159L160 203H156V198H154V196L152 195V198L151 199H155V200H152V202H151V199H150V197L151 196H149L147 199L145 198V199H139V201L138 202H136L138 199L136 198L135 199V202H134V204L133 205H135V203H136V205H137V203H138V205H139V208L141 207V209H140V211L139 212H141V216H145V215H147V214H149V215H154V214H152V213H155V208L156 209H158V207H159V205L161 206L162 204H164L165 206V208L163 207V205L161 206V207H159V210H156V213L157 212H159V213H157L158 215H161L162 213H163V211L164 212H166L167 211V209H168V207H166V206H168V204L170 205L169 207H170V209H168V211L167 212H169L168 213V216L170 217L171 216V214H174V216H181V217H183V220L185 219L186 221H187V219H191V218H193V217H197V212H199L200 211V215H201V212L203 211L202 210V206H200V203H201V205H202V201H205L206 203H208V205H209V207H208V205L206 204L205 206L206 207H208V210H206L207 208L206 207H204L203 206V208H204V210H206V212L204 213V211L202 212V216H201V218H204V220L202 219V222H205L204 224H202V222L200 223L201 225H204L203 227H205V230H206V232H207V235L205 234V236H203L204 238V242L206 241V239L207 240H209V242L208 241H206V243L208 242V244L209 245H205L204 244V249L205 248H208L209 249V247H210V249L207 251V250H203L202 251V248H201V246L203 245L201 242L203 241H201V240H198V247H199V255H201L202 254V256H201V259H200V257L197 259V260H200V263H199V261L197 262L198 264H203V263H205V264H245V263H247V264H264V243L262 242V241H264V237H263V235H261L262 234V232L264 231V222L262 223L261 221H264L263 219L264 218H262L261 216H264V214H260V212H261V210H263V208L261 209V206L263 207V204H264V198H263V196L264 195H262V194H264V192H263V190H264V188H263V190H262V188H261V186H263L264 187V180H262V179H264V173H262V172H264V169L263 168H261V167H259L258 168V171L259 170H261L262 169V171H260L261 173H260V175L259 174H257V170L256 171H254V170H252V169H250L251 168V166H252V164L253 165H257V162H258V160L255 158V157H257L259 154H254V153H252V152H250L251 151V149H252V151H255V153L257 152H259L260 153V156H261V158H263V155H264V151L263 150H261V148L263 147V143L261 142V141H264V136H263V140H262V136H260V125H258V123H257V112H258V110L256 109L257 108V104H258V102H259V94L258 95H255L257 92H258V90H259V93L261 92L260 90H261V85H260V73L262 72V70H264V0H159V3L160 4H156L155 2L157 1L158 2V0H154L155 2H154V4H155V6H156V11L154 10L155 8H154V4L152 3L153 1L152 0H150V2L152 3V4H150L149 6L148 5H146L145 3H147V4H149L148 3V0H147V2H145L144 0H141L140 2H141V8H140V10L138 9V10H135V11H133V12H130L129 14V16H130V18L129 19H126L123 23L121 22L122 20H120L119 19V13H118V9H117V6H116V4H115V2L117 3V1L116 0H106L107 2V7L105 6V0H102ZM142 1H144V2H142ZM14 2V3H13ZM29 2H32V3H35L36 5H33V4H29ZM23 3V4H22ZM27 3V4H26ZM100 3H101V1H100ZM101 3V4H102ZM109 3H111V4H109ZM143 3V4H142ZM161 3H163V4H161ZM27 7H26V6ZM30 5V6H29ZM32 5V6H31ZM37 5H39V6H37ZM45 5H44V7H45ZM92 5V4H91ZM113 5H115L114 7H113ZM161 5V6H160ZM34 6H36L37 7V10L38 9H40L41 7V11L39 12V10L37 11L35 8H34ZM88 6V7H87ZM90 6V7H89ZM145 6H147L148 7V9L147 8H145ZM153 6V7H152ZM29 7V10L27 9V11H25L26 10V8H28ZM31 7V8H30ZM33 7V8H32ZM92 7V8H91ZM101 7V8H100ZM113 7V8H112ZM149 7H151V8H149ZM88 8H91V9H88ZM109 8H112V9H109ZM146 9V10H145ZM150 9V10H149ZM36 10V11H35ZM114 10V11H113ZM115 10H117V11H115ZM150 11V13H149V11ZM93 11H94V13H93ZM109 11V12H108ZM137 11H141V12H137ZM153 11V12H152ZM158 11V12H157ZM29 12V13H28ZM33 12V11H32ZM33 12V13H34ZM112 12V13H111ZM117 12V13H116ZM135 12H137V13H135ZM146 14H145V13ZM153 14H152V13ZM36 13H34L35 15H37ZM42 15H41V14ZM142 13V14H141ZM97 14V13H96ZM106 14H108V15H106ZM133 14V15H132ZM141 14V15H140ZM148 15V14H150V16L149 17H152V19H150L148 16H145V15ZM151 14H152V16H151ZM157 14V15H156ZM89 15V14H88ZM104 15V16H103ZM115 15H118V16H115ZM136 17H135V16ZM138 15V16H137ZM142 15H144V16H142ZM153 15H154V17H153ZM30 16V17H29ZM115 16V17H114ZM140 16H141V18H140ZM101 17V18H102ZM112 17V18H111ZM135 17V18H134ZM158 17H159V19H158ZM96 18V19H95ZM114 18V19H113ZM116 18V19H115ZM136 18H140V21H141V23L143 24H141V23H139L137 26H134V19H136ZM143 18V19H142ZM154 18H155V20H154ZM158 20H157V19ZM94 19V20H93ZM89 20H91V19H89ZM99 20V21H98ZM111 20L113 21V22H111ZM143 20V21H142ZM149 20H151V21H149ZM91 21V22H92ZM110 23H109V22ZM117 21H118V23H117ZM108 22V24H107V26H108V29H104V24H106ZM145 22H146V24H145ZM153 22H155V23H153ZM157 22V23H156ZM92 23V24H93ZM127 23H129V24H127ZM112 24V25H111ZM114 24V25H113ZM126 24V25H125ZM154 24V25H153ZM97 25V26H96ZM117 25H120V26H118V28H117ZM129 25H131L130 27H128ZM140 25V26H139ZM147 25H149V26H147ZM109 26H110V28H111V30H113V32H111V33H113L112 34V36L111 37H108V34L110 35V32H109ZM112 26V27H111ZM126 26V27H125ZM134 26V27H133ZM148 27V29H147V27ZM91 27V26H90ZM115 27V28H114ZM145 27H146V29H145ZM153 27V28H152ZM154 27H156V28H154ZM162 27V28H161ZM97 28V29H96ZM128 30H127V29ZM137 28H139V29H137ZM153 29V30H152ZM161 29H162V31H161ZM27 29H24V33H26V32H28V31H26ZM87 30V31H88ZM117 30V31H116ZM119 30V31H118ZM137 30V31H136ZM148 30H150V31H148ZM106 31H108V34H107V32ZM134 31V32H133ZM139 31V32H138ZM141 31V32H140ZM156 31V32H155ZM22 32V34H23V38L25 39V37L26 36H28V34L26 35V34H24ZM89 32V33H90ZM100 32V33H99ZM103 32V31H102ZM119 32V33H118ZM126 33V37H128V38H126L125 37V39H123L124 38V35L123 34H121V33ZM145 32V33H144ZM151 34H150V33ZM161 32V33H160ZM162 32L164 33V35H166V36H163V37H165V39L163 38V37H161L163 34H162ZM29 33V32H28ZM87 33V32H86ZM89 33H87V35H89ZM140 33V34H139ZM144 33V34H143ZM159 33V34H158ZM99 34V35H98ZM131 34V35H130ZM154 34V35H153ZM157 36H156V35ZM162 34V35H161ZM24 35H26V36H24ZM140 35H141V37H140ZM101 36H103V34H101ZM121 37V39L119 38L118 39V37ZM136 36V37H135ZM146 36V37H145ZM130 37V38H129ZM152 37V38H151ZM101 39V40H98V39ZM111 38V39H110ZM158 38H160V40L158 39ZM162 38H163V40H168V41H170L169 43L171 44V48H169L170 47V45H169V43L167 42V40H166V42L167 43H164L165 41H161L162 40ZM109 39V40H108ZM129 39V40H128ZM139 39V40H138ZM158 39V40H157ZM90 40H88L90 43H91V41ZM94 40H92V41H94ZM102 40V41H103ZM124 40V41H123ZM130 40V41H131ZM136 40V41H135ZM138 40V41H137ZM140 40H142L141 42L142 43H145V45H147L146 46V48H145V45H143L141 42H140ZM133 41H135L134 43H136V44H138V46L139 47H135V45H134V43H133ZM107 43V44H108ZM121 43V44H120ZM132 43V44H131ZM157 43V44H156ZM98 44V45H99ZM107 44H106V47H104V50L103 51H105V50H107V48L108 47H111V45H112V47L113 48H115V46H113V42H112V44L110 45L109 44V46L107 47ZM115 44V45H116ZM161 44L163 45H169V47L167 46V49H165V47L163 48V46H161ZM116 45V46H117ZM141 45H142V47H143V49L145 50V51H142V47H141ZM156 45V46H155ZM101 46V48L103 47V44L102 45H100ZM137 46V45H136ZM111 47V48H112ZM141 47V48H140ZM151 49H153L151 52H150V48ZM106 48V49H105ZM148 48V52H147V49ZM156 48V49H155ZM159 48H161V49H159ZM109 50H111L110 48H108ZM121 49V50H120ZM125 49V50H124ZM162 49H164V50H162ZM171 49H173V50H171ZM108 50V51H109ZM156 50H159V51H162V52H164V51H166L165 53H167L168 55L167 56H163L162 58H161V56H159V58H161L162 59V61L161 60H158L159 58L158 57H156V55H152V54H154V51H155V54H156ZM173 52V53H171V51ZM150 53H151V55H150ZM164 53V54H165ZM124 54H125V52H124ZM157 54H158V51H157ZM162 54V53H161ZM171 54H173L172 56H170ZM159 55V54H158ZM166 55V54H165ZM138 56V57H137ZM154 57V59H153V57ZM106 59V58H105ZM105 59L103 60V62H106L105 61ZM133 59H135L134 61H133ZM141 59H142V57H141ZM148 59H150L151 61H150V64L152 65V66H155V67H158V70H156V68L154 67H152V66H143V64L145 63L146 64V62L148 61ZM114 60V59H113ZM157 60V61H156ZM159 61V62H158ZM160 61L162 62V64H160ZM170 61V62H169ZM172 61V62H171ZM102 62V63H103ZM132 62V63H131ZM149 62V61H148ZM166 62V63H165ZM174 62V63H173ZM121 63V64H120ZM171 63V64H170ZM147 64H149V63H147ZM155 64V65H154ZM166 66H165V65ZM169 66H168V65ZM174 64H176L175 66H174ZM111 67H110V66ZM116 65H119V66H117V67H119L120 69H121V67L122 66H124L123 67V69L124 70H122V75H124V73H126L125 74V76L123 77V78H126L127 80H125V79H123L122 78V75L121 74H119V72H120V69H118L119 70V72L118 71H114L113 72V67L115 66L116 67ZM101 66V69L103 70V67ZM163 66H165V67H163ZM114 67V68H115ZM135 67V68H134ZM140 66H138V68H139ZM143 67H146V68H150V67H152L154 70H156L155 71V73L157 74V72L159 73V74H154V70L153 71H151V69L149 70V69H147V70H143V72H142V74H141V70L143 69ZM163 67V68H162ZM167 67L169 68V70L170 71H167V70H165V69H167ZM178 69H177V68ZM111 68V69H110ZM126 68H128V66L126 67ZM145 68V69H146ZM159 68H162V71L164 70V73L162 72V71H160L159 70ZM165 68V69H164ZM113 69V70H112ZM136 71H135V70ZM174 69V70H173ZM115 70H117V69H115ZM129 71H131V70H129ZM131 71V72H132ZM148 71V72H147ZM149 71H151V72H153V76L149 73ZM181 71V72H180ZM105 72L107 73V74H105ZM124 72V73H123ZM140 72V73H139ZM145 72H147V73H145ZM166 72H168V73H166ZM171 72H173V73H171ZM149 75V77H150V75L152 76V77H156V80H154V79H152V78H150V79H152L154 82H152V80H151V82H149V81H147V77H145V75ZM165 73H166V75L167 74H172L171 75V77H170V75H167V77H166V80L164 81V83H163V77H165L166 75H165ZM178 73V74H177ZM180 73V74H179ZM105 74V76H103ZM163 75V77H162V75ZM173 74H176V77H175V75L173 76ZM107 75V76H106ZM111 75V74H110ZM143 76V77H145L144 79H143V77L141 76V78L140 77H138V76ZM146 75V76H147ZM157 76H159L158 77V80H157ZM168 76L170 77V79L168 78ZM180 76V77H179ZM182 76V77H181ZM116 77H118V80L116 79ZM128 77H130V78H128ZM133 77V78H132ZM136 77H138V78H136ZM149 77H148V79H149ZM162 77V78H161ZM172 77H174V79H176L177 81L175 82V80H172L171 81V79H173ZM140 78V79H139ZM111 79H113V80H111ZM116 79V80H115ZM122 79V80H121ZM141 79H143L142 80V82L143 81H145V83L143 84L142 82H140L141 81ZM179 79V80H178ZM124 80V81H123ZM130 80V81H129ZM132 80V81H131ZM138 80H140L139 82H138ZM162 82H161V81ZM112 81H114V82H116V84L114 83V82H112ZM121 81V82H120ZM123 81V82H122ZM127 83H126V82ZM166 81H168V83H166ZM175 83H174V82ZM22 82V81H21ZM109 82H112V83H109ZM125 82V83H124ZM129 82L131 83V84H129ZM148 82V84H146ZM156 82V83H155ZM170 82L172 83H174L175 84V86H173L174 87V90L172 91V89H173V87H172V85H173V83H172V85H169L170 84ZM107 85H106V84ZM126 84V85H124V84ZM134 83H137L136 85H134ZM140 83V84H139ZM151 83H154V84H152V85H150ZM161 83V84H160ZM176 83H177V86H179V87H177L176 86ZM118 84V85H117ZM124 85V86H122V85ZM133 84V85H132ZM139 84V85H138ZM146 84V85H145ZM162 84H164L163 85V87H165V89L161 86ZM259 84V85H258ZM17 85V84H16ZM128 85V87L127 88H132L133 90L135 89V90H137V91H135V94H134V91H133V95H135V96H133V100L131 99L129 102H132V104H131V108H135V116H131V113L130 112H133L131 109H128L129 107H128V104H130V103H128V101H127V103L128 104H126V98H125V100H124V97H125V92L127 91V89H125L126 88V86ZM141 85H142V88H141ZM155 87H154V86ZM161 87H160V86ZM166 85V86H165ZM15 87V88H12V87ZM13 86H11L9 89H7L6 91H5V93L8 91V96L7 95H5V94H3V97L4 96H6V98H7V100H9V101H7V103H5V105H8L10 102H11V104H9L11 107H12V105L14 106V107H16V106H23V105H30L32 102H30L31 100H32V96L34 95V93L35 92H32V90H30V89H28L29 87H27L26 85H23V83H21V86H24V87H21L19 84L17 85V86H15V85H13ZM109 86V87H108ZM145 87V90L143 89L144 87ZM168 86H169V88H168ZM171 86V87H170ZM21 87V88H20ZM26 87V88H25ZM108 87V88H107ZM113 87H112V89H113ZM125 87V88H124ZM140 87V90L138 89ZM150 87V88H149ZM157 87V88H156ZM158 87H160L159 88V91H158ZM177 87V88H176ZM183 87H185V88H183ZM24 88V89H23ZM119 88V89H118ZM121 88H122V90H121ZM124 88V89H123ZM137 88V89H136ZM155 88H156V90H155ZM182 88V89H181ZM12 91H11V90ZM15 89H17V90H15ZM118 89V90H117ZM147 89H149L148 91H147ZM153 91H152V90ZM161 89H162V91H161ZM169 89L171 90L170 92H169ZM175 89L177 90V91H175ZM185 89V92L184 91H182V90H184ZM23 90V91H22ZM29 91V92H27V91ZM107 90H109V91H107ZM151 90V91H150ZM165 90H166V92H165ZM181 90V91H180ZM11 93H10V92ZM14 91H16V92H18V93H16V94H14L15 92ZM31 91V92H30ZM119 91H120V93H119ZM147 91V92H146ZM157 91L158 92H160V93H157ZM180 91V92H179ZM20 92V93H19ZM25 92V93H24ZM97 92V91H96ZM123 92V93H122ZM141 92H143L144 94L143 95H145L146 96V98H145V96H143V95H141L142 93ZM152 92V93H151ZM171 92H173V94L171 93ZM178 92V93H177ZM183 92H184V94L186 95V96H183V95H181V94H183ZM22 93L23 94H25L26 96H24V95H22ZM30 93V94H29ZM113 93V94H112ZM141 93V94H140ZM148 93V94H147ZM152 95H151V94ZM157 93V94H156ZM165 95H164V94ZM168 93V94H167ZM170 93H171V95H173L174 97H172V96H170ZM29 94V97L27 96ZM110 94V95H109ZM124 94V95H123ZM138 94V96L137 97H139V99L138 100H140L141 99V97H140V95L141 96H143V98L140 100V103H141V105L140 106H138V104H137V97H136V95ZM18 95H20L21 97H19ZM104 97H107L108 96V100H105V101H109V102H112V103H106V105H107V108L105 107L106 105L103 103L104 102V99L102 98L103 96ZM107 95V96H106ZM117 95V96H116ZM153 96V100L151 99V101H153L151 104L153 105V118H151L153 121H152V123L149 121L150 120V117H149V115L148 114H150L151 115V112L149 111L150 109H152V107L150 108L149 107V103L150 102H148V98L150 97H152ZM161 96V100H162V102L161 101H159L160 99H158L159 97ZM167 96H169V97H167ZM181 96V97H180ZM14 97V98H13ZM20 99H19V98ZM28 99H27V98ZM119 97V98H118ZM134 97H136V98H134ZM164 97V98H163ZM177 97V98H176ZM186 97H188V98H186ZM5 98V99H6ZM9 98V99H8ZM11 98V99H10ZM96 98H98V99H96ZM120 98H121V101H120ZM165 98H166V100H165ZM172 98V99H171ZM25 101H24V100ZM93 99V100H92ZM95 99H96V101H97V103H98V101H102L100 104L98 103H95L96 101H95ZM111 99V100H110ZM114 99H118V100H114ZM148 99V100H147ZM165 101H164V100ZM176 99V100H175ZM185 99H189L188 101H186ZM252 99H253V102H252V104H251V101H252ZM10 100H12V101H10ZM17 100V101H16ZM19 100V101H18ZM22 100V101H21ZM27 100V101H26ZM157 100V101H156ZM167 100H169V101H167ZM172 100V101H171ZM179 100H180V102H179ZM183 100V101H182ZM15 102V105H14V102ZM24 101V102H23ZM115 101V102H114ZM142 101H143V103H142ZM150 101V100H149ZM167 101V102H166ZM9 102V103H8ZM13 102V103H12ZM18 102H19V104H18ZM118 102V103H117ZM122 102V103H121ZM125 102V103H124ZM172 102V103H171ZM185 102V103H184ZM188 102V103H187ZM22 103V104H21ZM26 103V104H25ZM154 103V104H153ZM160 103H162V104H160ZM172 105H171V104ZM104 104V106H102ZM111 104H114V107H113V105H111ZM119 104L122 106H120L121 107V111H123V113H124V115L125 114H127V115H123V116H120V118L122 117L123 119H121L120 120V118H118L119 116H118V114H120L121 115V111H119ZM123 104H126L125 105V107H124V105ZM157 104V105H156ZM165 104V105H164ZM168 104H169V106H173V108L172 107H169L168 106ZM179 104V105H178ZM188 104V105H187ZM91 105H92V107H91ZM101 105V106H100ZM117 105H118V107H117ZM151 105V106H152ZM161 105V106H160ZM163 105V106H162ZM178 105V106H177ZM190 105V106H189ZM113 107V112L115 113V115L113 114V112H112V109L110 110L109 109V107ZM159 106V107H158ZM185 106V107H184ZM187 106V107H186ZM101 107V108H100ZM138 107V108H137ZM143 107V108H142ZM179 107V108H178ZM189 107V108H188ZM252 108V109H254V110H250V108ZM92 108H94V109H92ZM102 108H104L103 110H104V112H105V115L103 114V110H102ZM119 108V109H118ZM141 108V109H140ZM161 108H163L162 110H161ZM172 108V109H171ZM188 108V109H187ZM193 110H192V109ZM123 109H125V111L123 110ZM140 109V110H139ZM158 109V110H157ZM172 111H171V110ZM175 109V110H174ZM195 109V110H194ZM115 110V111H114ZM129 110V111H128ZM131 110V111H130ZM182 110V111H181ZM189 110H191V112L189 111ZM97 111H98V113H99V115L97 114ZM128 111V112H127ZM137 111V112H136ZM139 111H143L144 113H142V114H140V115H144V116H146V117H144V116H142V117H144V119L139 115V116H137L139 113ZM152 111V110H151ZM165 111V112H164ZM176 111V112H175ZM188 111V112H187ZM253 111V112H252ZM107 112H108V114H107ZM110 112H112V114H113V116H111V113ZM126 112V113H125ZM146 112V113H145ZM156 112H160L159 114L157 113L156 114ZM163 112V113H162ZM170 112H172L171 114H170ZM175 112V113H174ZM181 112V113H180ZM117 113V114H116ZM122 113V114H123ZM129 113H130V116H129ZM137 113V114H136ZM182 113H183V115H185V117L182 115ZM190 113V114H189ZM193 113V114H192ZM254 113V114H253ZM161 114L163 115V116H161ZM175 114V115H174ZM253 114V115H252ZM98 115V116H97ZM104 115V116H103ZM171 115V116H170ZM179 115H181V116H179ZM188 115H190V117L191 116H193L192 118H194L195 120H191V118H189V120L191 121V123H190V125H191V127H190V125H189V122H187L188 121ZM114 116H116V117H114ZM126 116H127V118H126ZM147 116L149 117V118H147ZM157 116V117H156ZM176 116V117H175ZM195 116V117H194ZM255 116V117H254ZM257 116V117H256ZM100 117V118H99ZM135 117V118H134ZM136 117L137 118H139V117H141L142 118V121H141V123L139 122V120H140V118L139 119H136ZM163 117V118H162ZM167 117V118H166ZM172 117V118H171ZM173 117H175V118H173ZM180 117V118H179ZM101 118H104V120L103 119H101ZM114 118V119H113ZM129 118V121L127 120ZM130 118H131V120H130ZM161 118H162V122L164 123H162L161 122ZM200 118V119H199ZM262 119H263V117H261ZM173 119H175V121L177 122V124H176V122L175 121H173ZM178 119H179V121L181 122H179L178 121ZM202 119H203V122H202ZM100 120H101V122H102V120H103V122L102 123H100ZM122 120L123 121H128L127 122V124L125 123H122ZM133 120V121H132ZM144 120V121H143ZM159 120V121H158ZM168 120V121H167ZM171 120V121H170ZM200 120V121H199ZM206 120V121H205ZM264 120V119H263ZM105 121H106V123H105ZM109 121H111L110 120V118H109ZM118 123H116V122ZM137 121V122H136ZM146 121V122H145ZM148 121H149V123H148ZM175 123L174 124V130H176L177 132L180 130V127L181 128H184V130L183 131H181L182 133L180 134V132L179 133H177L176 131V133H174V134H176V135H172V138H171V140L173 141H169L170 140V137H171V135H170V132L173 130V128H171V124H173V122ZM248 121V122H247ZM250 121V122H249ZM255 121H256V124H255ZM121 122V123H120ZM134 122H136V123H134ZM145 122V123H144ZM183 122H186V124H184ZM192 122H194V125H192L193 123ZM198 122V123H197ZM199 122H201V126L199 125L198 126V124H199ZM119 123H120V125L121 124H123V126H121V128L123 127V129L124 128H126V126L128 127L129 125H131L130 127L131 128H133L132 130H131V128L129 129L130 131H131V133H130V131L129 132H126L127 130H128V128H126V130H124V131H122L123 133H124V135H119V134H122L121 132H119V130H120V125H119ZM130 123H132V124H134L133 126H132V124H130ZM154 123V124H153ZM196 123V124H195ZM252 123H254L253 124V127L254 128H257V129H255V130H258V131H256V133L257 132H259L258 133V136L257 137H255L254 136V133H253V128H252ZM101 124V125H100ZM109 124V125H108ZM137 124H139V125H141V126H139V127H141V128H137ZM144 124H146V125H148L149 127L151 126V128L150 129H152V126L154 127L153 128V130H151V131H154V133H155V135H154V133L153 132H151V131H149L150 129L149 128H144L143 130H142V127H148V126H146V125H144ZM151 124V125H150ZM161 124H162V126H161ZM206 124H208V125H206ZM157 125V126H156ZM183 127H182V126ZM189 127H188V126ZM197 125V126H196ZM204 125H205V129H204ZM250 125V126H249ZM115 126V125H114ZM125 126V127H124ZM159 126V127H158ZM173 126V125H172ZM208 126V127H207ZM200 128V127H202L201 129H200V132H199V130H198V128ZM211 127V128H210ZM161 128H162V130H163V132L162 133H164L166 136L164 137V135H162L160 132L162 131L161 130ZM188 129V131H187V129ZM197 128V129H196ZM108 129V130H109ZM114 129V130H113ZM140 129V130H139ZM147 129H148V131H147ZM158 129H159V131H158ZM193 129V130H192ZM194 129L197 131V132H199V134L201 133V134H203L202 136L204 137V135H205V137L206 136H208L207 137V139H205V142L203 141L204 139H199V138H201V135H200V137H199V135H197L198 133L196 132V131H194ZM207 129H210V133H209V130H207ZM248 129V130H247ZM116 130H118V131H116ZM137 130V131H136ZM139 130V131H138ZM142 130V132L143 133H141V136H143L142 134H144V138H142L141 139V136H139L138 135V133L140 132ZM170 130V131H169ZM173 130V131H174ZM112 131H114V134H112ZM133 131V132H132ZM169 131V132H168ZM185 131V132H184ZM196 133H194V132ZM203 131V132H202ZM207 131H208V135H207ZM249 131H252V132H249ZM145 132V133H144ZM148 132V133H147ZM150 132V133H149ZM102 133H103V131H102ZM125 133H129L130 135H132L131 137H129L127 134H125ZM152 133V134H151ZM168 133V134H167ZM194 133V134H193ZM213 133V134H212ZM252 133V134H251ZM256 133H255V135H256ZM134 134V135H133ZM136 134V135H135ZM171 134H173V132L171 133ZM177 134H178V136H177ZM182 134H184L185 136H183ZM186 134H188L187 136L188 137H190L191 138V142H194L193 140H196V141H198L197 140V138L199 139V144H201V142H202V144L203 145H205L206 143H207V140H208V143H210L211 142V144H206V147L205 146H203V148L204 149H206L205 151H206V153L205 154H207V151H210V149L212 148V149H215V151H216V148H218L217 149V151H221V149H219V146H220V148H222V151L224 152V156L223 157H225L226 158V156H225V154H227V153H229V152H231L232 153V155H231V153L230 154H228L227 155V157H229V158H231V157H233V155H235L234 157L236 158V157H239L240 155L239 154H243L242 153V151L241 150H246L247 151V149H248V151L247 152H250L249 153V155L248 156H246V154H245V156L246 157H251V159H250V161L253 159L254 161H256V162H253V160L250 162L249 161V158H246V157H244V155H242L243 156V158H241L242 156H240L238 159L240 160V158H241V160H243V161H245L243 164H242V162L243 161H241V163L239 162V160L236 158V161L237 162H239L238 164H239V166H242V167H239V168H237V169H232V172H234L235 170H238L236 173H238V176H239V178H237L238 176H236V177H233V176H235V175H237V174H233V176H232V178H237L238 180H237V182H239L240 181V184H236V181L234 180V179H232V180H234L235 181V183L234 182H232L233 184H235V186L234 187H232L231 185H232V183H229L231 180H227L228 178H230L231 177V174H230V171H228V170H226V171H224L222 168H221V170H222V172H223V174H222V172L220 173V174H222V175H219V176H222L221 177V180L217 177V175L219 174V172L217 173V174H215V173H212V174H210L211 172H212V168L214 167V165L213 164H216V163H218L217 161H215L216 163H210V164H212V167H210V165H208V167H209V169H207V173H205L206 171H201L202 169H203V167L201 168V167H199V169H201V170H199V171H201L200 173L197 171V174H199L198 175V181L196 180L197 179V177H196V179H195V177L193 176V175H195L196 173H195V171L196 170H194V172H189V170L188 169H184L183 170V168H181L180 169V167L181 166H183V164H181V163H185L186 164V162H182V161H184L183 159H182V157H181V155H178V153H180V152H182L183 153V151H184V153H183V155L184 156H188V158L189 159H187V157H185V159L188 161H190V159H191V163H189V164H193V163H195V162H199V161H196L197 159H193L194 157L193 156H197V155H200V154H203V151H204V149H202L201 148V146H202V144L201 145H198V146H200V147H198L197 145H195L197 142L195 141V144H193L195 147H194V149L192 150H189V148H191V143H190V147L189 146H184L185 145V142L186 141H190V139L186 136ZM191 134V136H189ZM110 135V136H109ZM113 137H112V136ZM148 135V136H147ZM150 135H151V137H150ZM153 135V136H152ZM181 135L183 136V137H181ZM104 136V137H103ZM127 138H126V137ZM169 136V137H168ZM174 136L176 137V138H174ZM182 138V139H180L179 140V138L180 137ZM192 136H196V137H192ZM211 136H214V138L213 137H211L212 138V141H210L211 140V138L210 137ZM259 136H260V138H259ZM137 137H139V138H137ZM146 137V138H145ZM161 137V138H160ZM186 139H185V138ZM252 137H254L253 139H252ZM125 138V139H124ZM131 138V139H130ZM157 138V139H156ZM167 140H166V139ZM173 138H174V140H173ZM178 138V139H177ZM184 138V139H183ZM221 138V139H220ZM253 140V142L254 143H252V140ZM256 138H258V139H256ZM129 139V141H130V144L129 145H127L128 143H127V141L126 142H124V143H126L125 145H127V149L124 147H122V145H124V144H122L123 142L122 141H125V140H128ZM135 139V140H134ZM139 139V140H138ZM158 139H160V141L162 142V144H158L160 141H158ZM214 139V140H213ZM257 140V142H258V144H259V148H258V146H257V144H256V140ZM260 139V140H259ZM142 140V141H141ZM145 140L147 141V144L146 143H143L142 144V142H145ZM184 140V141H183ZM216 140V141H215ZM120 141V142H119ZM156 141V142H155ZM166 141V142H165ZM201 141V142H200ZM214 141V143L213 144H215V142L218 144V147H217V145L215 144V145H213L215 148H213V146L211 147V146H209V145H212V142ZM222 141H223V144H222ZM135 142V143H134ZM139 143L138 145H140L142 148H139L138 147V145H137V143ZM148 142H150L149 143V145L150 144H152L154 147V151H158V153H154V151L152 150V149H150V147H149V145H148ZM165 142V143H164ZM167 142H169V143H167ZM175 142V143H174ZM179 142H180V144L182 145V146H184V148L182 147V149H179V148H181L180 147V144H179ZM183 142V143H182ZM188 142H186V145H188ZM224 142H226V143H224ZM228 142V143H227ZM246 142H247V145H246ZM261 142V143H260ZM134 145H133V144ZM178 143V144H177ZM233 143V144H232ZM235 143V144H234ZM250 143V144H249ZM119 144H122L121 146L119 145ZM144 144H146V146H144ZM157 144H158V146H157ZM170 144H173L172 145V147H171V145ZM229 144H232V146L230 145L229 146ZM245 144V145H244ZM248 144H249V146H248ZM253 144H255L256 145V148H255V145H253ZM262 146H261V145ZM131 145V147H129ZM132 145L134 146V147H136V148H133L132 147ZM135 145H137V146H135ZM148 145V146H147ZM151 145V146H152ZM166 145H168L170 148H172V150L174 151V153L173 152H171V154H173V155H171L170 154V150H168L169 149V147H167ZM222 145H224V146H227L226 148L224 147V146H222ZM112 147H116V146H114V144L113 145H111ZM119 146L120 147H122V149H126V151L128 152V153H133L134 155H132V153L129 155L127 152L126 153H124V154H127V156H125L126 158L128 157V158H130L131 160H129L128 161V158H127V161H126V158L124 159V161H125V164H124V161H123V166H122V161L120 160V159H122L121 157H123V155L121 156L120 155V148H119ZM160 146H163V147H160ZM176 146H178V147H176ZM222 146V147H221ZM245 146H248V147H245ZM260 146H261V148H260ZM146 147H148V148H146ZM162 149V151L164 152V153H166L167 155H165V160L163 159L164 158V156H163V152H161V150L159 149ZM209 147H211L210 149H209ZM231 147V148H230ZM240 147V148H239ZM251 147V148H250ZM130 148V149H129ZM134 149V152L131 150V149ZM177 148V149H176ZM193 148V147H192ZM196 148H198L199 149V151H200V149H201V151L199 152V151H196V150H198V149H196ZM209 150H208V149ZM230 148V149H229ZM234 148V149H233ZM235 148H236V150H238V151H236L235 150ZM243 148H245V149H243ZM247 148V149H246ZM258 148V149H257ZM122 149H121V151H122ZM136 149V150H135ZM148 149V150H147ZM156 149V150H155ZM169 152H166V150ZM175 149L176 150H178L177 152H175ZM263 149H264V147H263ZM129 150V151H128ZM131 150V151H130ZM138 150H139V152H138ZM151 150V151H150ZM180 150H183V151H180ZM224 150H226V151H224ZM230 150V151H229ZM233 150V151H232ZM138 152V154L139 155H136L137 154V152ZM142 151H145V152H142ZM150 151V152H149ZM180 151V152H179ZM187 151V152H186ZM189 151H194V154H193V152L192 153H190ZM196 151V152H195ZM204 151V152H205ZM214 151V152H215ZM235 151V152H234ZM240 151H241V153H240ZM245 151V152H246ZM105 152V151H104ZM143 154H142V153ZM152 152V153H151ZM198 152V153H197ZM211 152V155H212V153L214 154V152L211 150L210 151ZM218 152V154H220ZM225 152H227V153H225ZM105 153H107V152H105ZM144 153L146 154L145 155V158H147V159H144ZM149 153H150V156H149ZM157 154V155H155V156H151V154L152 155H154V154ZM161 153V154H160ZM186 153H188V154H186ZM190 153V154H189ZM234 153V154H233ZM252 153V154H251ZM104 154V153H103ZM142 154V156H140ZM168 154H170V156H179L178 157V159H177V157H173V159H171V157L170 156H168ZM177 154V155H176ZM191 154H193V155H191ZM215 154H217V153H215ZM214 154V155H215ZM222 154V153H221ZM236 154H238V156H236ZM254 154V155H253ZM263 154V155H262ZM105 155V154H104ZM132 155V156H131ZM190 155V156H189ZM209 155H210V153H209ZM208 155V156H209ZM214 155H212V156H214ZM231 155V156H230ZM252 155V156H251ZM256 155V156H255ZM119 156V157H118ZM134 156V157H133ZM142 157V161H140L141 160V158L140 157ZM147 156V157H146ZM159 156V157H158ZM161 156H163V158H161ZM184 156H183V158H184ZM192 156V157H191ZM203 156V155H202ZM207 156V157H208ZM212 156H210L211 158H212ZM220 156V155H219ZM105 157V156H104ZM106 157H108V155L106 154ZM105 157V159L106 160H111L110 159V157L109 158H106ZM136 157V161H134V158ZM153 157L155 158V159H153ZM156 157H157V159H156ZM198 157V156H197ZM196 157V158H197ZM210 157H208L209 158V160H208V158L207 159H205L206 158V156H203V158L202 157H200L199 156V160L202 158V163L203 164H205V163H209L210 162ZM215 157H216V155H215ZM221 157H222V155H221ZM259 157V156H258ZM140 158V159H139ZM149 158V159H148ZM174 158L177 160V161H179V162H177V163H180V164H178V165H174V164H172V162L169 164V163H166V164H168L167 166L168 167H166V168H168L167 170H168V173L170 174V176L168 177V175H166V173L167 172H165V171H167V170H165L166 168L165 167H163V166H166V165H163L162 166V163H165L166 161H173L174 160ZM217 159H218V157H216ZM220 158V157H219ZM229 158H227V159H229ZM235 158H232V159H230L231 161L234 159L235 160ZM138 159H139V161H138ZM143 159L145 160V161H147L148 162V160H154V161H149V164H147V165H145V161H143ZM164 161H163V160ZM181 159V160H180ZM215 159V158H214ZM220 159H223V158H220ZM227 159H225V161L227 160ZM259 159V158H258ZM264 159V158H263ZM123 160V159H122ZM160 160V161H159ZM195 161V162H193V161ZM206 160V161H205ZM207 160L209 161V162H207ZM213 160V159H212ZM247 160H248V162H250V163H247V165L245 166V164H246V162H247ZM107 161V162H108ZM120 161H121V163H120ZM155 161H157L156 163H158V164H156L155 163ZM159 161V162H158ZM162 161V162H161ZM188 161V162H189ZM204 161H205V163H204ZM224 161V160H223ZM222 161V162H223ZM224 161V162H225ZM236 161H234V162H236ZM110 163V165L112 164L111 162L112 161H109ZM141 162V163H140ZM143 162H145V163H143ZM152 162H153V164H156L157 165V167L155 168V165H154V167H152L153 165H152ZM176 162V161H175ZM214 162V161H213ZM220 163H221V160L219 161ZM224 162L223 163H221L220 165L222 166V164H224ZM228 162H230V161H228ZM237 162H236V165H237ZM260 162H261V160H260ZM264 162V161H263ZM142 163H143V165H145V169L143 168V166H142ZM200 163H201V161H200ZM230 163H233V162H230ZM127 164V165H126ZM150 164H151V166H150ZM161 164V165H160ZM188 164V163H187ZM248 164H250V166H248ZM258 164H260V163H258ZM261 164H263V163H261ZM149 165V166H148ZM174 166V167H176V168H178L179 169V174L180 175H177V173H176V171L175 170H177L176 168H175V170H174V167H171V166ZM206 165V164H205ZM234 165V163L232 164V166ZM243 165L245 166V167H249V169L250 170H247V168H246V171H247V174L244 172L245 170L244 169H242V168H245V167H243ZM140 166H142V169H141V167ZM170 166V167H169ZM178 166V167H177ZM218 166H219V164H218ZM216 167V165H215V167H216V170H214V171H217V168H218V170H219V167ZM231 166V167H232ZM259 166H261V165H259ZM263 166V165H262ZM136 167H140V168H136ZM150 167V168H149ZM207 167V168H208ZM236 167V166H235ZM234 167V168H235ZM264 167V166H263ZM136 168V169H135ZM157 168H158V170H157ZM171 168V169H170ZM205 168H206V166H205ZM126 169V170H125ZM153 169H156L157 170V172L159 171V173H155L156 171H153ZM189 169H191V171L193 170L192 168H190L189 167ZM194 169H198V167L196 168V167H194ZM254 169V168H253ZM256 169V168H255ZM135 170V171H134ZM139 170H141V172L139 171ZM144 170H146L148 173L146 174V172L144 171ZM164 170V171H163ZM182 170V171H181ZM187 170H188V172L190 173L189 174V176H190V178L188 179L187 178V176L188 175H186V173L188 174V172H187ZM210 170V171H209ZM144 171V172H143ZM164 173H163V172ZM175 172V177H174V175H172L173 174V172ZM185 173H184V172ZM209 171V172H208ZM254 172V173H252V172ZM155 174H154V173ZM245 173V175H246V177H247V179H249V181H250V183H251V185H249L250 183L248 182V181H246L247 179H245V181H246V183H249L248 185H247V187H245V186H243L242 184L244 183V185H245V181H244V174L243 173ZM141 173V175H139ZM142 173H144L143 175H142ZM167 173V174H168ZM184 173V174H183ZM194 173V174H193ZM202 173H203V176H205V174H207V178H208V176H210L211 178H212V181H213V183H212V181H210L211 179L210 178H208V181L210 182V184L212 185V188H211V186L209 185V187L211 188V191H210V189L209 188H207L208 187V185L207 186H204L206 189H207V191H205V189L204 190H202V192L203 191H205V192H203V194H202V192H199V190L201 191V189L200 188H202V186H200L201 185V181L203 180V178L204 177H201L202 176ZM229 174V176H227L228 174ZM131 174L133 175V177L131 178ZM152 174V175H151ZM192 174V175H191ZM201 174V175H200ZM213 174H215L216 176H214ZM224 174H226L225 176H224ZM239 174H242V175H239ZM251 174H255V175H257V177H255V175L253 176V175H251ZM140 176V179H139V176ZM146 175V176H145ZM172 175V176H171ZM182 175V176H181ZM248 175V176H247ZM142 176V177H141ZM154 176V177H153ZM212 176H214L215 178H213ZM263 176V177H262ZM145 177V178H144ZM153 177V178H152ZM157 177H159V178H157ZM161 177V178H160ZM165 177H167V182H164V181H166V178ZM175 179H174V178ZM185 177V178H184ZM217 177V178H216ZM245 177V178H246ZM256 178V180H257V182H256V180L254 179V178ZM258 177H259V179H258ZM260 177H261V179H260ZM164 179V181H163V179ZM172 178V179H171ZM186 178H187V180L190 182V184L188 183V187L190 186V190L187 188V184H186ZM207 178H205V179H207ZM134 179V180H133ZM138 179H139V181H138ZM152 179V180H151ZM153 179H156V180H158V182L156 181V180H153ZM182 179L183 180H185V181H183V182H181L182 181ZM204 179V180H205ZM210 179V180H209ZM220 180V183H221V185H220V183L218 182V181H216V182H218L219 184L218 185H220L219 187H218V185L217 184H215V180ZM231 179V178H230ZM132 180V182H130ZM146 180V181H145ZM161 180V181H160ZM178 180H181V181H178ZM254 180V182H255V184H256V186H254L253 185V183L254 182H252ZM260 180H262L261 182H258V181H260ZM154 181V182H153ZM157 183H159V184H157ZM169 181H171V182H169ZM194 181L196 182L197 181V183H194ZM207 181V182H208ZM227 181H228V183H227ZM123 182H125V183H123ZM138 182L140 183V185L138 186L137 184H138ZM147 182H146V184H147ZM163 182V183H162ZM169 182V183H168ZM173 182V183H172ZM192 182H193V185H192ZM204 181H202V183H203ZM205 182H206V180H205ZM204 182V183H205ZM206 182V183H207ZM226 182V183H225ZM243 182V183H242ZM263 182V183H262ZM135 183V184H134ZM155 183V184H154ZM166 183H168L167 185H166ZM171 183V184H170ZM260 183V184H259ZM173 184V186H171ZM177 186H176V185ZM179 184V185H178ZM198 184V185H197ZM207 184H209V183H207ZM213 184H214V186H213ZM226 184L227 185H230L232 188H230V186H227V187H229V188H227L226 187ZM263 184V185H262ZM136 185V186H135ZM167 186L166 188H164V186ZM195 185V186H194ZM203 185V184H202ZM206 185V184H205ZM215 185H217V187L215 186ZM224 185V186H223ZM239 185H241V186H239L240 188H238V186ZM258 185H261L260 186V188H259V191H260V193H259V191H258V189H257V187H258ZM175 186V187H174ZM179 186V187H178ZM186 186V187H185ZM197 186H199V190H197ZM253 186L256 188V192L257 193H255V188L253 189ZM136 187H138V189L136 188ZM178 187V188H177ZM183 189H182V188ZM185 187V188H184ZM192 187H194V188H192ZM203 187V188H204ZM215 187V188H214ZM226 187V188H225ZM249 187H252V188H249ZM124 188V187H123ZM162 188H163V190H165V193L167 192V196H169L170 195V198L172 199V200H170V198L169 197H167L166 196V198H168L170 201H167L168 199H166V198H164L165 196L163 195V194H165V193H163L162 191ZM176 190H178V191H176ZM196 188V189H195ZM220 188V189H219ZM222 188V189H221ZM234 188H236L235 189V191H234ZM161 190V192H160V190ZM185 189V190H184ZM213 189V190H212ZM227 189H232L233 190V193L231 194L232 196L235 194V196H231L230 194V196L232 197H229V195H227V193H229L228 191H227ZM251 189H253V191L251 190ZM194 191V192H190V191ZM218 191V193H217V191ZM224 190V191H223ZM240 190V192H238ZM248 192H251V193H248ZM136 191V192H137ZM198 191V192H197ZM209 191V192H208ZM227 191V192H226ZM153 192V193H154ZM170 192V193H169ZM175 192H177V193H175ZM190 192V193H189ZM213 192V193H212ZM261 192H263V193H261ZM138 193V192H137ZM179 193H181L180 195L181 196H179ZM200 193H201V195H204V196H201L200 195ZM205 193V194H204ZM208 193V194H207ZM213 194L214 195V197H213V195H211V194ZM225 195L224 196V198H223V194ZM226 193V194H225ZM241 193V194H240ZM252 193H254L253 195H252ZM191 194V195H190ZM193 194H195V197H194V195ZM197 194V195H196ZM218 194H222L221 196L220 195H218ZM172 195V196H171ZM176 195V196H175ZM184 195V196H183ZM187 195H188V197H187ZM210 195H211V197H210ZM252 195V196H251ZM262 195V196H261ZM175 196V197H174ZM192 197V198H190V197ZM208 196V197H207ZM238 198H237V197ZM173 197V198H172ZM177 197H179L178 199H177ZM182 197V198H181ZM187 197V198H186ZM202 197V198H201ZM207 197V198H206ZM210 197V198H209ZM222 199H221V198ZM238 199H236V198ZM243 197H244V199H243ZM260 197V198H259ZM261 197H262V199H263V202L260 200L261 199ZM174 198H176V199H174ZM186 198V199H185ZM206 198V199H205ZM213 198H214V200H213ZM229 198V199H228ZM230 198H231V200H230ZM248 198V199H247ZM252 198V199H251ZM164 199H165V202H164ZM183 199H185V200H183ZM188 199V200H187ZM193 199V200H192ZM201 199V200H200ZM216 204V205H214L213 204V202L211 203V204H209V201L211 202V200ZM215 199H216V201H215ZM227 199V200H226ZM240 199V200H239ZM144 200H147L148 202H150L149 204H150V210H148L149 211V213L146 211L147 209H144V208H147L148 207V209H149V204H148V202L147 201H144ZM173 200H175V201H173ZM183 200V201H182ZM208 200V201H207ZM225 200V201H224ZM241 200H242V202H241ZM243 200L244 201H249V202H251L252 200V205L254 204L255 206H251L252 208H254V209H252V208H248L250 211L251 210H253V211H251V213L249 212V210H247L249 213H250V215L249 216H251V217H249L248 216V212L246 211V206L245 205H242L243 206V208L244 209H240V210H238L240 207H239V203H237L238 201L240 202V203H242V204H244V203H246V202H243ZM260 200V201H259ZM167 201V202H166ZM200 203H199V202ZM227 201H229V202H227ZM231 201H233L234 202V204H232L233 202H231ZM140 202V203H139ZM144 202V203H143ZM145 202H147L146 203V206H145ZM156 203V204H154V203ZM172 202V203H171ZM186 202V203H185ZM198 202V203H197ZM205 202H203V205L205 204ZM249 202H247L248 203V207H250V205H249ZM260 202V203H259ZM262 202V203H261ZM142 203V204H141ZM166 203V204H165ZM189 205H188V204ZM195 203H197L198 204V206H197V204H196V206H195ZM225 203H226V206L228 205V207H223L224 205H225ZM236 203V204H235ZM246 203V204H247ZM153 204V205H152ZM157 204H159V205H157ZM186 206H185V205ZM237 204H239L238 206H237ZM138 205L137 206H134V208H137L138 207ZM153 206V210H152V206ZM155 205V206H154ZM211 205H212V208H213V206H217V208H214V209H212L211 208ZM234 205V206H233ZM143 206H145V207H143ZM177 208H176V207ZM182 206H184L183 208H181L180 209V207H182ZM236 206H237V208H236ZM260 206V207H259ZM172 207H174L173 208V210H172ZM226 210V211H224V209ZM162 208H163V210H162ZM187 208V209H186ZM143 209L145 210V211H143ZM166 209V210H165ZM176 209H180L179 211H177ZM186 209V210H185ZM189 209H190V211H189ZM201 209V210H200ZM216 209H218L217 211H219V212H217V211H215ZM138 211L139 209H135V211ZM174 210H176V211H174ZM196 210V211H195ZM199 210V211H198ZM214 210V211H213ZM222 210V211H221ZM153 211V212H152ZM189 211V212H188ZM210 211V212H209ZM260 211V212H259ZM143 212H144V214L145 215H143ZM176 212H179V213H177V215H175V213ZM213 212V213H212ZM214 212H217L218 213V215H220V216H217L216 215V213H214ZM232 212V213H231ZM155 213V215L157 216V214ZM196 213V214H195ZM208 213H210L211 215H212V217H214L213 219L216 221V222H214V223H208V221H207V219L209 218V216L207 217L206 216V218L207 219H205V215L207 214V215H210V214H208ZM234 213H235V215H234ZM241 213V214H240ZM247 215H246V214ZM254 213V214H253ZM258 213H259V215H258ZM263 213H264V211H263ZM136 214H137V212H136ZM179 214V215H178ZM185 214V215H184ZM239 214L241 215V218H246V221H247V219H250V222L249 221H247V222H245V219H244V221L243 222H245V224H244V227H245V225H247L246 227L247 228H249V231L247 230V229H244V230H246V231H243V232H245V239H243V240H245V242L247 241V245L246 244H244V242H243V240L241 239L240 241H239V237H240V234L239 233H241V237H242V235L244 234H242V231H240L238 234L239 235H234V239H235V241H234V245H230V242H228L229 243V245L228 244H226L224 241H223V244H224V246L226 247L225 249H227V247H228V249H227V254H226V251L224 252V250L222 249V248H224V247H222L223 245H221V243H222V236H225L224 238H226V240L228 239L227 238V236H228V234L230 235L232 232L234 233V232H236L237 230H238V224H239V222H240V220L239 219H241L240 217H239V219H238V216H239ZM139 216H140V213L138 214ZM211 215H210V219L209 220H211ZM222 215H224L225 216V218H226V220H225V222L228 224H230V222L231 223H234V222H236V223H234L235 225L232 227L233 229H235V228H237L236 230H232L230 233H227V227L228 226H230V225H227L226 224V229H225V231H226V235L224 234V230H223V234L221 233V232H217V230L218 231H221L223 228L222 227H218V220H216L217 218L218 219H220V218H223L224 216H222ZM238 215V216H237ZM259 216L261 217V219H259ZM186 217H187V219H186ZM198 217H199V215H198ZM196 218V219H198V220H196L197 222V224H199V220L201 219L200 217V219L199 218ZM217 217V218H216ZM220 217V218H219ZM233 217H237V218H235V220H232L233 219ZM248 217V218H247ZM256 217V218H255ZM212 219V220H213ZM236 219H238V221H236ZM252 219H254V220H252ZM213 220V221H214ZM242 220L243 219H241V223H242ZM256 220H258V221H256ZM234 221V222H233ZM254 223H253V222ZM220 222H222V220L220 221L219 220V223ZM259 222V223H258ZM217 223V224H216ZM249 223H251V224H249ZM261 223H262V225L263 226H261ZM206 224V225H205ZM215 224V225H214ZM225 224V223H224ZM249 224V225H248ZM253 224H255V225H257L256 227H255V225H253ZM207 225H208V227L209 226H211L212 227V225L214 226V228H213V231L215 230L216 232H212V228L211 227H209V228H207ZM223 225V223L220 225L219 224V226H222ZM238 225V226H237ZM241 225H243V224H241ZM198 227H200V229H203V227H201L200 225H197ZM197 226H196V228H197ZM232 226V225H231ZM236 226V227H235ZM254 226V227H253ZM217 227V228H216ZM240 227V226H239ZM243 227V226H242ZM242 227H240L241 229H242ZM243 227V228H244ZM245 227V228H246ZM220 228H222L221 230H220ZM240 228H239V230H240ZM250 228H252V229H250ZM254 228H255V231H256V228L259 230H257L256 232L254 231ZM209 229V230H208ZM210 229H211V231H210ZM197 230H199V228H197ZM229 230H231L230 228H229ZM238 230V231H239ZM252 230V232L253 233H255V234H253V233H251L250 231ZM209 231L211 232V233H209ZM229 232V231H228ZM259 232V233H258ZM261 232V233H260ZM208 233H209V235H210V238H209V235H208ZM212 233H215V235L214 234H212ZM257 233L258 234H260V236L259 237H261V239H262V241H256V239H259V237H258V235H257ZM185 234V233H184ZM199 234H201V235H204V232L203 233H201V232H199ZM264 234V233H263ZM222 235V236H221ZM255 235H257L256 237H253V236H255ZM198 236H200V235H198ZM212 236V237H211ZM214 236H218V238H217V240H218V242L217 241H215V240H213V238H214ZM231 236L232 235H230V237H229V239L231 238ZM240 237V238H241ZM201 238H202V236H201ZM223 238V239H224ZM243 238H244V235H243ZM198 239H199V237H198ZM211 239H212V242H210L211 241ZM214 239H216V238H214ZM228 239V240H229ZM233 239V240H234ZM253 239H254V241H253ZM260 239V240H261ZM230 241V240H229ZM243 242V244H241V243H238V244H236L237 242ZM256 242V243H251V246H249L248 247V245H250V243L249 242ZM203 242V243H204ZM214 242V243H213ZM233 242V241H232ZM211 243L213 244L212 246H211ZM233 244V243H232ZM235 244L238 246L239 244H241V245H239L238 247L236 246V248H234L235 247ZM217 245H218V247H217ZM228 245V246H227ZM243 245L245 246V248H244V250L245 251H247V252H249L250 253V256H249V254H247V252H245L246 253V255L247 256H245V254H243V252L241 251L242 249H243ZM258 245V246H257ZM259 245H260V247L261 246H263V247H261L262 248V250H259V252L257 251L258 249H261V248H258L259 247ZM229 246H230V248H229ZM253 246V247H252ZM200 248H201V250H200ZM214 248V250L212 251V252H215V253H211V249H213ZM217 248V249H216ZM252 248V249H251ZM215 249H216V251H215ZM239 249H241V250H239ZM256 250V251H254V250ZM200 251H201V254H200ZM241 252L240 254L238 253V255H241V256H239L240 258H242V259H235V257L233 256V254L235 255V253L236 252ZM254 251V252H253ZM261 251V252H260ZM263 251V252H262ZM219 252H220V254H219ZM223 252V253H222ZM231 252V253H230ZM259 254H258V253ZM208 253V254H207ZM211 253V254H210ZM225 253V254H224ZM252 253H253V255H252ZM260 253H262V254H260ZM212 254H216V257H213L212 256ZM218 254V255H217ZM232 254V255H231ZM204 255H205V257H204ZM262 255V258H260V256ZM211 257V260H212V258H215V259H213L211 262H209V260H210V257ZM224 256H225V258H224ZM219 257L221 258V257H223V259L221 258L220 260L222 261V260H225L226 261V259H228L226 262H224L223 263V261L221 262L220 260H219ZM227 257V258H226ZM231 257V258H230ZM236 257H237V254H236ZM246 259H244V258ZM205 258V259H204ZM209 258V259H208ZM217 258V259H216ZM258 258V259H257ZM255 259V260H254ZM260 259V260H259ZM262 259V260H261ZM201 260L203 261V262H201ZM205 260V261H204ZM234 260H236V262H234L233 263V261ZM241 260V261H240ZM214 261V262H213ZM258 261H259V263H258ZM263 261V262H262ZM207 262V263H206ZM221 262V263H220ZM261 262V263H260ZM185 264H187L186 262H184ZM196 263V264H197Z\"/></svg>","mask_w":264,"mask_h":264}]
</instances>
